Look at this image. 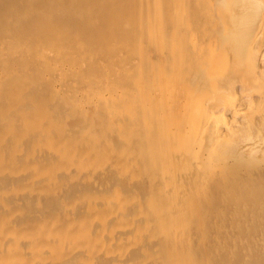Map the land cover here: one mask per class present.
I'll return each instance as SVG.
<instances>
[{
    "label": "rangeland",
    "instance_id": "1",
    "mask_svg": "<svg viewBox=\"0 0 264 264\" xmlns=\"http://www.w3.org/2000/svg\"><path fill=\"white\" fill-rule=\"evenodd\" d=\"M32 1L33 0H25V2H24V0H0V6H1L0 8L2 9V10H0V14L2 16V17H0V19H1V22L3 21V23L6 21L4 24L0 23V24H2V25H0V46L2 45L4 47L3 48L1 46L0 50L2 52H5V53L1 54V51H0V54H1L0 57H2V59H0V76L1 75L3 76V77H1L2 83L0 84V99H6V96L3 95L4 93L2 92V89L7 85V81L10 78H17V79L19 78L20 79V77L21 78L24 77V79H26V81H27L26 82L27 84H26L25 89H24L25 90L24 92H26L25 94H24V92H22L23 94L19 93V95L15 96V98L13 96V98H11V99H10V97H12V96H10V97L7 96L8 102H6L5 104H1L2 102H0V165H1L0 166V241H2V242H0V245H1L0 246V264H49V263L53 264L54 262L56 264H59L61 262H62L61 264H65V263L66 264H80V263H82V264H98V263L99 264H106L107 261H110L108 264H155V262H157V264H183V262H186L187 260L183 261V258L178 259L181 255H183V252H184V251L180 252V250H182V247H183V246L181 247L182 238L179 237L180 241H181L179 243L178 234L176 235L175 233L179 228L181 229V232L185 231L186 227H188V226H189L188 227L189 229H186V231L187 232L189 231L188 232L189 234L185 231L186 236L187 237L189 236L188 237L189 243H188L187 248L191 247L190 248L191 250L194 249V250H198V251L200 249H203V253L206 252L205 255L207 257H211L213 255L214 256L218 255L217 248L219 251L220 244L221 245L223 244V246L221 248H223L225 245V249L227 250L228 255L227 254L225 256L222 255V257L219 256V259L215 261V264H225L226 258L227 259L230 258L231 262L239 263V264H245V263L246 264H262V263L264 264V241H263V239H264V220H263V218H264L263 217L264 216V209H263L264 206H263V203L264 202H262V198L264 200V197H263L264 196V182H263V184L260 183V180L262 181L264 179V175H263L264 171L260 172V174H262V176L260 178L259 177L260 174L258 172L259 169H257L259 167H261L262 170L264 169L263 168L264 167L263 166L264 165V158H263L264 154H261V153H264V144L261 143V142H264V135H263L264 134V132H263L264 131L263 130L264 125H261V122H263V118H264V97H263L264 96L263 95L264 87L262 86V83H255V80L253 79L254 75H252L254 73L252 72V69H251V67L253 65L249 61L248 57H247V59L246 58L242 59V62H241L242 65L237 66L236 59H235L234 53H233L234 48H232V46H230V44L227 45L224 54H222V55H220V57H218L221 61H225L229 66V70H227V73L225 74L226 76L224 77L223 80L228 81V80H231V78H232V80L236 81V86L239 85V86H237V88L239 87L238 89L242 88L243 85H244L243 87H245V88H250V90L248 89L247 92L252 91L251 93L253 95L248 92L252 96H254L257 93V96L255 95L256 98L260 97V99L263 101V104L261 106H256L258 108H255V113L257 112L256 115H254L255 117L254 116L252 118L247 117V119H248L247 121H246V118L241 116V115H238L235 118V127L233 129V135H236L237 138H236V136H234V137L232 136L233 138H235V140L234 139L232 140V143L235 141H237V142L233 143V145L230 144L229 145L230 147L227 146L228 149L225 148V150L226 149L227 150L224 152L223 155L219 156V159L218 158L216 160L209 159L208 155L206 153L207 152V147H206L207 141H205L203 143L204 147L202 148V151L200 154V156H201L200 157V163L198 164V166H196L198 168V170H196L197 168H194V171H192V172H194V174L190 171V170H193V168L189 167L188 166L189 164H183L182 163L183 157L180 156V154H179V155H177L176 162H179L180 166L183 165V167H180L179 172L176 175H173L169 171V165L163 163V162H167L166 160L168 157V150L167 149L166 150H158V149L155 150L153 148L152 140L155 141L158 138V135H157L158 133L155 134V133H152L151 131L149 132L148 127H151L154 124L156 126L158 124V122L160 121V119H158V118H160V116H158V118L154 117L153 120L150 119L148 122L149 123L148 126L145 122L140 123L141 125H138L139 127L135 126V131L133 133V136H132V134L129 135V133L127 135H124V134L120 135L121 130H119V129L121 127H117L116 125L110 124V120H109L117 112L116 110L118 109V105H120V104L115 103V102L116 101L119 102L123 98L122 96H123L124 92L128 88H130L132 86V84L134 83V80L137 79L135 77H139V74L137 72L139 67L147 65V64L149 66L153 65L152 61L149 63V59L147 58L148 55L151 56L152 54H156L159 50L160 53L163 52L165 54V52H166V54H165L166 60L170 59V55L168 57H166L167 53H168L167 50H169L166 48L169 47L168 46V44H169L170 45L169 48L172 49L173 44H175V43H173L174 40L171 37V35L173 36L174 33L182 31V30H183L182 32H186V33L185 34L182 33V35H181L182 41H179V43H181L182 45H184V47H186L185 44L191 42V40H192L191 36H192L193 32L191 31L190 24L194 25V28H195V30L198 31L197 33H199V35L195 39L196 40V42L194 43L195 45L194 44L189 45V46L187 45V47H190V46L191 47L189 49L188 48L185 49L186 52L184 53V56L182 59L183 63L181 61L179 63V66H178L179 71L176 74L177 75L176 79L179 81H184V80L192 81V82H190V84L192 83V86L190 88L191 93H196L199 96L204 95L206 98L217 96V93H218L216 91L217 89L216 90H214V88L212 89V87L210 85L209 86L201 85L204 80L200 77V75H203V74H201L199 72L196 61L198 60L200 55L201 56H207V54H208V52H206L207 49L205 48L206 47L205 43L207 42V39L210 38V35L213 33V31L216 28V21L214 18L220 17V15H221V18L227 20L231 13L230 14L228 13L229 16H227V12L225 13V12L221 11V9H220L221 12L219 10H217L216 13H212V14L208 13V16H206L207 14H205V13L207 12V9L205 8L206 11H203L204 8H202V7H204L206 4L208 5L209 0H34L33 2ZM201 1H202V3H201ZM251 2L252 1H250L248 3V5ZM188 3H190L189 4L190 6L188 5ZM252 3L249 5L250 7H251ZM15 4H17V5H15ZM170 4H171V6H170ZM173 4H174V10L175 11L173 10ZM192 5H194V6H192ZM248 5H247V8H249ZM22 7H23V9H22ZM177 7L179 8L178 9L179 11L183 10L184 14H182V12L179 13L177 10ZM184 7L186 8L187 11L185 10ZM199 7H201V8H199ZM205 7H207V6H205ZM188 8H189V10L192 8V10L189 11ZM198 8H199V10H197ZM184 10L187 13H185ZM200 10L202 12H200ZM20 12L23 13V16L20 15ZM191 12H192V14L194 13L196 15H192ZM244 12L245 13L241 12L240 10H236V14H238V15H239V13L243 14L242 16H245L244 14L247 15V12L246 11H244ZM249 12H248L249 16L248 15L245 16L246 18L241 16V21L239 23L244 22V24H246V21H247V24H248V22L251 21ZM166 13H170V16H169V14L167 15ZM172 13L175 14V16L172 15ZM177 13L180 15L182 14L181 17L183 15H184L183 17H185L186 14H188L186 16L188 18V19L186 18L187 21L184 22L182 19L185 20V18H183V17L180 18L182 21L179 20L178 16H177L178 17V19H177L176 18ZM219 13H221V14H219ZM234 13H235V11H234ZM17 14H19V17H17ZM213 16H215V17H213ZM190 17L192 19L195 18L193 20V23H192V20L190 19ZM21 19H22V21H21ZM203 20H205L204 22L207 21L206 25L204 24ZM208 20H210V21L208 22ZM79 21L81 22L80 24H79ZM176 21H178L179 25L177 24ZM188 21L190 23H188ZM258 21H259V18L257 19V21L255 23H253V21H252L251 27L255 26V28H256ZM171 23H172V25H174V28H173V26L170 25ZM196 23H197V25H196ZM95 25H96V27H95ZM147 25H148V27H147ZM169 25L171 28L169 27ZM211 25H212V27H211ZM62 26H64V27H62ZM97 26H98V28H97ZM157 26H159V30L157 32H155L158 29ZM187 26L190 28H188ZM203 26L204 27L208 26V27L204 28ZM197 27H198V29H197ZM147 28L153 29L152 31L154 33L151 31L152 34H155V33L157 34L158 32L160 34L161 33L164 34V32H165L166 34H168V37L166 39L171 40V38H172L171 41L173 44L170 43L171 41L169 40L170 42L168 41V43H166L168 47L165 44L164 50L161 48L158 49L157 46H156V48L158 50L156 48H153L154 49L153 50L151 47L155 46V44H156V43L154 44V42H155L154 41L155 39H153L154 35L152 36V34H150L152 37H149L150 35L146 38L143 37V33ZM185 28L186 29L188 28V29L185 31ZM213 28H214V30H213ZM121 29H122V31H121ZM199 29L202 30V31H200L201 33L199 32ZM5 30H6V32H5ZM22 30L24 31V34H22L23 33ZM139 30H140V32H139ZM17 31H18V34H16ZM21 31H22V33H19ZM110 31L111 32L117 31V36L115 35L116 37L110 38L114 34V33L111 34ZM107 32L110 33L111 36L110 35L107 36V34H108ZM206 32H207V35H206ZM159 33H158V35H159ZM169 34H170V36H169ZM200 34H202L201 36H204V34H205L206 38L201 37ZM183 35L184 36L187 35V36L185 38H183ZM140 37H141V39H140ZM104 38L105 39L108 38V39H106L108 41H106ZM100 39H102V40L104 39V40L101 41ZM111 39H114V40H111ZM138 40L139 41L141 40V41L139 42ZM21 41L23 43H20ZM66 41L68 43V48L63 51L62 50V46H63L62 44H64V42H66ZM80 41H85V45L83 46V51H84V49L86 51L82 55L79 56L78 60L79 59L80 60L78 61L77 59L76 60L72 59L71 55H72V52L76 49V47L80 44ZM105 41H106V44H107V42L110 43V41H111V43L109 45L105 44L106 45V47H105V45H104ZM121 41H123V42H121ZM118 42H119V44L116 45L115 43H118ZM208 42L206 44H208ZM5 43H7V45ZM10 43H11V45H10ZM129 43H131V45L133 44L134 46L133 45L131 46ZM141 43L143 45H141ZM149 43H151L153 45H151ZM136 44H138V45H136ZM147 44L150 46H148ZM8 46H9V48H8ZM69 46H71V47H69ZM103 46L107 50L103 49ZM117 46L119 47V49L116 51V49L118 48ZM121 46L126 50H127V48H129V49L127 50V52L124 49L120 50ZM141 46H146V47L148 46V48H150V49H148L150 52L148 50L144 51V49H142ZM34 47H35V49H34ZM84 47H86V48H84ZM263 47L264 46H262L261 49ZM30 48L33 49L34 51L32 50L31 52H27L28 50H30ZM6 49L8 52L6 51ZM18 49H20V50H18ZM204 49H205V52H203ZM261 49H260V51H261ZM16 50H18V51L16 52ZM21 50L28 53L29 59L33 58V59H31V60H33V62L30 61L31 64L29 61H26L24 63L23 60L21 61V59L18 58V57H21L20 53H19ZM58 50H59V52H58ZM103 50L105 52L104 53L105 55L102 54ZM142 50H143L142 54L146 52L145 54H143V55H145L144 57H143V55L141 56V54H140ZM118 51H119V53H118ZM133 51H134V53H132ZM9 52H10V54H8ZM12 52L15 56L13 54H11ZM39 52H41V53H39ZM106 52H108V53H106ZM130 52L132 54H134V55L131 54V57L128 56V54L130 55ZM98 53H101V54L98 55ZM138 53H139V55H137ZM49 54H51V55H49ZM159 54L158 53L156 54V55H158L157 56L158 58L155 55V57H156L155 59L158 60L156 63H159V65L165 69L164 73H167L166 74L167 76L171 75L173 78V71L170 70L171 61L170 60L165 61V58L161 57L162 53L160 54L161 56H159ZM10 55H13L14 57H10ZM39 55H40V57H39ZM64 55L65 56L67 55V58H66L67 60L64 59ZM34 56H36V57L34 58ZM56 56H58V60H57V58H55ZM85 56H86V58H85ZM94 56H95V58H99L100 60L97 61L98 59H93ZM119 56H121V58ZM41 57H42V59H41ZM112 57H114L115 59ZM122 57L123 58L126 57V58H124L125 62H124V60H122ZM117 58L120 60L119 62H117ZM261 58H259L257 60V63H263L262 66H261V64H259V66L264 68V62H262V61H264V59H263L264 57L262 59ZM35 59H37V60H35ZM49 59H52V61ZM4 60H6V61L4 62ZM93 60L95 61V65H92L94 63ZM113 60H114V62H117V65H116L117 67H115V68L110 67L114 63V62L112 63ZM136 60H137V63L139 64L138 67H136V64H137L135 62ZM34 61H35V63H40V65L36 64L37 65V67H36ZM87 61H88V64H87ZM101 61H103V62H101ZM142 61H144V62L141 63ZM3 62L4 63L7 62L9 64V67L5 68L6 65L4 66ZM28 62H29V64H28ZM106 62L110 63V65H108V63H106ZM122 62H124V63H122ZM130 62H132V63L129 64ZM62 63H64V64H62ZM100 63L101 64L103 63L102 66L99 65ZM24 64H26V65H24ZM42 64L44 66H42ZM71 65H73V66H71ZM79 65H81L82 67L84 65V67L81 68V66H79ZM188 65L192 68L193 72H195V74L193 75L194 77L192 76V78H190L189 75H187V73L185 71L186 70L185 67ZM33 66H35L36 68ZM127 66H130L129 71L133 72V73H130V75H128L125 72V69L127 68ZM23 67H24V69H23ZM122 67H123L124 72L119 71V70L122 71V69H121ZM66 68H67V70H65ZM71 68H73L74 71H76L80 68L81 69L78 70V72L76 71L77 73L75 72V74H73L74 72H72L73 70ZM86 68H88V69H86ZM89 68H91L92 70ZM106 68H108V70H106ZM37 69H39V70L37 71ZM40 69H42V70H40ZM70 69L72 70L71 71L72 73H70ZM83 69L84 70L86 69V71L89 70L90 73L92 71H95V72H92L93 76L92 75L89 76L90 73L88 74L86 71L84 72ZM98 69H99V71H98ZM109 69H111V70L109 71ZM152 69H153L152 71L150 70L147 73L149 75H151V77H153L154 79L159 78V75L154 74V72H155L154 68H152ZM195 69H197L198 71L197 70L195 71ZM22 71H26V72L22 73ZM65 71H66V73L69 74V77H68V74H67V77L65 76L66 75ZM111 71H112V73H111ZM114 71H115V73H114ZM35 72H36V74L38 72V74H37L38 76H36V74L34 76ZM101 72H103V73H101ZM45 73H47V74H45ZM49 73H50V76H49L50 78L47 77ZM78 73H80V74H78ZM100 73H101V75H99ZM104 73H105V75H104ZM117 73H120V75ZM125 73H126V75H125ZM136 73H137V75H136ZM51 74H52V76H51ZM53 74L55 76H53ZM81 74H83V75H81ZM108 74H110V75H108ZM19 75H21V76H19ZM39 75L41 76L40 78H38ZM76 75H78L79 77H77ZM195 75H196V77H195ZM56 76H57V78H56ZM74 76H75V78H74ZM86 76H87V78H86ZM94 76L99 78V79H97L98 81H96V78H94ZM104 76L107 77L106 80H108V81H106L104 79L105 78ZM127 76H130V77H127ZM131 76L132 77L135 76L134 77L135 79L131 78ZM203 76H205V75H203ZM229 76H230V78H229ZM43 77H44V80H42ZM101 77H102V79H100ZM124 77L125 78L127 77V79L124 80ZM7 78H9V79L7 80ZM47 78H49L50 80L49 79L47 80ZM66 78H67V81L70 80L71 82L65 81ZM73 78H74V80H73ZM76 78L77 79L79 78L78 82L81 79H83L82 80L83 84L81 83L80 85H78L79 83L75 82V81H77ZM117 78H119V79H117ZM39 79H41V82ZM28 80H30V81H28ZM87 80H88V83H87ZM93 80L96 82L94 83ZM101 80H102V83L100 85L99 82ZM31 81H32V83H31ZM44 81L45 82L47 81V82L45 83ZM84 81H85V83H84ZM42 82H44L46 85L48 84L49 86H46ZM65 82H66V84H65ZM105 82L106 83L107 82L112 83V85H111L112 91L110 93H108L109 91H107V89H104V87H103V85H104L105 88H107L106 84H104ZM34 83H37V84L35 85ZM59 84H61L62 86H60ZM92 84H93V86H92ZM218 84L219 85L223 84V81L221 80V82H219ZM50 85H52L53 88H55V89H52V86H50ZM58 85L60 86V89L62 88L61 91H59ZM68 85H70V86H68ZM247 85H248V87H247ZM63 86H66L67 89L65 90L66 87H63ZM91 86L93 88H90ZM100 86H102L101 87L102 89L99 88ZM251 86H253V87H251ZM71 87H75L73 89L77 92H75ZM80 88L83 90V92H82V90H79ZM98 88H99L100 92H101V90H103V91L101 93L98 92V90H97ZM253 88H254V90H253ZM90 90L92 91V93L90 92ZM210 90H211V92H210ZM29 92H31L32 94H29ZM67 92H68V94L69 93L70 94L68 95ZM253 92H255V93H253ZM50 93H51V95H50ZM52 93L54 96L52 95ZM59 93L60 94L62 93L61 97H60ZM107 93H108V95H107ZM7 94L13 95L12 92L11 93L8 92ZM45 94L48 96V98L47 97L45 98V96H46ZM64 94H66V95H64ZM76 94H77V96H76ZM104 94H106V97L104 96ZM111 94H112V96H111ZM121 94H122V96H121ZM43 95H44V97H43ZM62 95H63V97H62ZM91 95H92V97H91ZM99 95H101V96H99ZM64 96H66L67 98H64ZM88 96L90 98H88ZM28 97H30V99ZM49 97H51L53 99H51ZM54 97H55V99H54ZM95 97H97V99ZM33 98L35 99V101ZM41 98H44V99H41ZM102 98H103V100H101ZM56 99L58 100L57 102H55ZM64 99H66L67 102ZM71 99H73V100H71ZM94 99H95V101H94ZM46 100H48V102H49V100H51V102L53 101L51 103V107L49 106L50 102L48 103ZM75 100H76V102L77 101L78 102L76 103ZM212 100L210 99L209 102L211 103ZM82 101L86 104H84ZM98 101H99V103H98ZM59 103H61L62 105ZM82 103L84 104L85 109H83L84 106ZM95 103H97L98 105L96 104V106H95ZM102 103H103V107L101 106ZM104 103H106V104L104 105ZM43 104H45L44 106H46V107H44ZM54 104L56 106H54ZM66 104H70V105H66ZM24 105H26V106H24ZM47 106L50 107V109L53 106L56 108H52L53 110L49 109L50 111H47V109H46V108H48ZM58 106H60V107H58ZM69 106L71 107V109ZM88 106H89V108H87ZM98 106H101L102 108H100ZM94 107H96V108H94ZM105 107H107V108L111 107L112 111L109 110V108L106 109ZM148 107H150V105L147 103V101H144V103H142V106H141V108H142L141 112H147L148 113ZM62 108H63V110H60ZM115 108H116V110H115ZM82 109L84 111L88 110L86 112V114L88 113L86 116H84V112ZM95 109L96 110L98 109V110H100V112L101 111L102 112L100 113V112H98V110L96 111ZM27 110H28V112H26ZM73 110H74V112L75 111L77 112V110H79V113H81V114L76 115V113L71 112ZM158 110H160V108ZM109 111H111L113 114ZM51 112H53V113H51ZM261 112L263 113V115L261 114ZM65 113H66V115H64ZM102 113L104 115H102ZM58 114H60V116H57L58 117V119H57V117H55V116ZM16 115H18V116H16ZM124 115L125 114H123L122 116L124 117ZM12 116H14V117H12ZM67 116H68V118H67ZM77 116L79 117L78 120L76 119ZM257 116L259 117V119L257 118ZM5 117L8 119L5 120ZM15 117H17V118H15ZM64 117L66 118V122H65ZM88 117H90L89 119H91V122L94 123L92 126V130L90 128L91 127L90 124L92 125V123H90V120L88 119ZM123 117L120 118V120H121L120 125L122 124V127L126 128L127 131H129L130 127L125 126V124L123 125V123H124L122 121ZM40 118L42 119L41 120L42 121L41 127H44V124L46 126V127H44L45 131L39 125L40 124L39 122H41ZM94 118H95V121H93ZM254 118H256V119L254 120ZM49 119L52 121V125H53V123H55V122H53V120L55 121L57 119L58 120V122L56 121L57 124L58 123L60 124L62 121H64L65 126L64 125L63 126H64V128L66 127L64 129V134H63V128H62L63 127L62 124H64V123L63 122L61 123V129L59 127L60 125L54 124V126H58V127L53 126V128H55V129L57 128L55 130L52 128V125H50L51 121H49ZM74 119H76V121H74ZM244 119H245V121H244ZM69 121H71V122L69 123ZM256 121H257L258 125L254 124V123H256ZM32 122H33V124H32ZM66 123L68 124V126ZM95 124H98V126H96ZM252 124H254V125H252ZM262 124H264V123H262ZM72 125H73V127H72ZM255 125H257V126L255 127ZM48 126L50 127V131L48 130L49 129ZM20 127H21V129H20ZM38 127H40V129ZM105 127H107V128H105ZM142 127H144V128L146 127V128L143 129ZM246 127H247V129H246L247 131H245ZM254 127L256 128L255 129L256 135H254V133H253V132H255ZM259 127L261 129H259ZM46 129L51 134H49V132ZM88 129L90 130L89 132L94 133L98 139L102 138V140L100 139L101 144H100L99 148H94L97 146V145H94V147H92L93 150L90 151L91 154L89 153L90 156L87 157L88 161L95 162V164H93L87 168H78L77 165H78L79 159H77L75 157H74L75 159L74 158L69 159V162L66 161L67 164H66V162H62V163H61V161L59 162V160L64 155L63 152H65L66 149H68V147H69L67 145H69L71 141L75 140L79 136L81 131H84V133H85L84 141L86 140L87 143L90 141V139H92V137H95L94 134H92V135H90V133L86 134L85 131L88 132ZM33 130H34V132H33ZM59 130H61L60 133H59ZM79 130H81L80 133L78 132ZM109 130H110V132H109ZM251 130H253V132ZM66 131L68 132V134L69 133H71V134H69L67 136ZM115 131H117V132H115ZM250 132H252L254 136H257V138H259V136H260V138L258 140L255 137V139H253L255 141H253V140L252 141L256 142V144L261 143L263 145L262 146L260 144L262 146L261 147L258 144L259 145L258 148L260 149L259 150L257 148L259 151L258 153L256 151H254L256 153L253 152V154L257 155V156L254 155L255 158L252 157L251 151L249 152L250 148H248V146H247V149H243L244 147H243V145H241V144L245 143V142H242L243 140L246 141V139H244L245 136L248 135L247 136L248 139H249V136L251 137L250 134H252V133H250ZM40 133H41V135H40ZM56 133H57V135H56ZM258 133H260L261 135L260 134L258 135ZM45 134L50 135L49 138H51L52 141L48 138V136L45 137L44 136ZM62 134L65 135V136H63L64 139L67 136L65 139L66 141L63 138L59 139L60 136L62 137ZM73 134H76V135L73 136ZM111 135H113V136H111ZM116 135H117V137H116ZM71 136L74 138H72ZM89 136H92V137H89ZM54 137L58 138L57 141H56V138H54ZM69 137H70V142H68ZM115 137L117 140L115 139ZM44 138L49 139V141L51 143L46 139L45 142L43 143V146H42L41 141L44 140ZM110 138H111V140H110ZM145 138H146V140L149 138L148 141H146ZM241 138H243V140ZM251 138H253V137H251ZM261 138H263V139H261ZM107 139H108V142L109 141H112V142H109V144H108L106 142ZM60 140H62V141L64 140L63 141L64 143ZM37 141H38V143H35ZM46 141H48L47 144L50 143V145L53 146L52 147L53 149L49 150L46 148V147H48V146H46ZM54 141H56V143H53ZM252 141L250 143H252ZM58 142L62 143L60 145L61 147L59 146ZM129 142H132L134 148L131 152H129V156H126L125 154H123V150H125L128 147ZM239 142H240V144H239ZM111 143H112V145H111ZM150 144H151V151L147 152L146 150L150 147ZM237 144H239V145H237ZM247 144H249V143L247 142ZM63 145H65L67 148L65 146H64V148H62ZM57 146H59L61 149V152L59 150L60 153L58 152L57 148H59V147H57ZM112 146H114V147H112ZM54 147L57 150H55ZM232 148L236 149V150L231 151V153H230L229 150H233ZM261 148H262V150H261ZM204 149H205V151H204ZM239 150L242 151V152H240V154L237 153V152H239ZM243 150H245V151H243ZM156 151H159L160 155L158 153H156ZM246 153H248V154H246ZM138 154H139V156H137ZM241 154H243V156H241ZM244 154H246L245 155L246 157L244 156ZM236 155H238L239 159L241 158V160H238V157ZM259 156L262 158H260ZM149 157H151V158H149ZM222 158L223 159L225 158V160H223ZM233 158L236 159V162ZM245 158H246V160H248L246 163H244V161H243ZM259 158L261 160L263 159V161H261V163H263V164L259 163L260 162ZM179 159H180V161H179ZM252 159H254V160L256 159L255 161H257V162L252 161ZM113 160H114V162H113ZM130 160H132V161H130ZM207 160H209V161H207ZM230 160L231 161L233 160V163L230 162ZM205 161H206V163H204ZM223 161L224 162L228 161V162L226 164ZM241 161H243V163ZM54 162L61 163L62 167L53 169V166L56 165V163L54 164ZM111 162H112V164H110ZM207 162H210V163L208 164ZM222 163H224V164H222ZM240 163H242L243 165ZM247 163H249V164H247ZM256 163H259L260 165L259 164L256 165ZM116 164H117V166H116L117 168L115 167ZM201 164H202V166H201ZM213 164H215L217 166L215 167V165H213ZM218 164H220V166H218ZM244 164H246V167H244L245 166ZM250 164H251V166H250ZM207 165H208V167H207ZM237 165H238V167H236ZM247 165H249L250 170L247 168L248 167ZM210 166H211V168H210ZM232 166H233V169L236 170L237 172L231 171ZM253 166H256V167H253ZM112 167L115 169V171H118V173L120 175H121L120 171L124 167H129V168L133 167V168L130 169V175H128L127 177H123V179H122V176L116 177V180L114 181L113 184L118 185V183H119V185L118 186L115 185V187H114V185L111 184L113 182L112 179H115L114 178L115 176H113L115 173L114 174L110 173V171L115 172V171H113L114 169ZM242 167L245 168L244 170H246V172L242 171V169H243ZM103 168H105V169H103ZM204 168L206 171H203ZM246 168L248 169V171ZM102 169L104 170V172H106V174H108V173L109 174L106 175ZM110 169H113V170H110ZM207 169H209L210 174L208 173ZM254 169H256L257 172ZM91 170H92V172H91ZM105 170H107V171H105ZM225 170H226V172H228L227 173L228 175L226 174ZM69 171L70 172L74 171V172L68 173ZM181 171L184 173V176H181L183 174V173H181ZM199 171H201V172H199ZM229 171L233 172V173L231 174ZM250 171H252V172H250ZM84 172H85L86 176H85ZM87 172H88V174H87ZM188 172H190V175L188 174ZM197 172H199L198 173L199 175L196 174ZM203 172H204V175L209 176V178L207 176L208 179L202 174ZM222 172H224L223 173L224 175L222 174ZM248 172H250V173L254 172L257 174L258 177H256V174H250ZM200 173L203 176H201ZM237 173L238 174L241 173L240 175H242V177L239 176V178H237V179H238V181L242 179L243 186H242L241 181L238 183V181L235 180L236 177H238ZM69 174L74 176V178L72 176H70ZM99 174H102V175L105 174V175L102 176ZM110 174H112L113 177ZM216 174L217 175L219 174V175L217 176ZM81 175H83V176L81 177ZM164 175H165V177H164ZM178 175H180V176H178ZM234 175H236V176H234ZM249 175H255V176H253V178H251L252 176H249ZM190 176H191V179H190ZM214 176H216L217 179ZM229 176H231V178ZM233 176L235 177V179L233 178ZM105 177H106V179H105ZM184 177L186 178V180L189 178V180L184 181L183 180ZM192 177H193V179H192ZM198 177L200 180L198 179ZM218 177H219V179H218ZM246 177H249V178H246ZM119 178L122 179V183H123L122 185H121V180H119ZM126 178H127V180L130 179V180H128L129 183L127 185H126V182H127ZM140 178H143V179H140ZM175 178H178V179H175ZM210 178H211V180H210ZM225 178H226V180H225ZM87 179H88V182H87ZM245 179L246 180L250 179V180L245 181ZM71 180H73V182ZM105 180L107 181V184H106ZM157 180L160 182V184H159V182H157ZM176 180H178V181H176ZM214 180H215V182L213 183L212 181H214ZM228 180H230L231 183H230V181L228 182ZM251 180L255 181L254 182L255 184L257 183L256 187H255V184H253V183H252L253 186H251V184H250ZM136 181H141L142 182L141 186H143V188L141 186H139V188H137L138 190L136 189L135 192H133L132 194H125L126 192L124 189L127 188L131 182L133 184ZM145 181H146V183H145ZM153 181H155V182H153ZM191 181L194 183L193 186L189 185V183ZM201 181L204 185L202 183H200ZM206 181H207V183H206ZM147 182H148V184H147ZM179 182H181L182 185ZM184 182H185V184H184ZM198 182H199V184H197ZM232 182H233V184H232ZM234 182H236L237 185ZM247 182H250L249 183L250 186H248ZM74 183H76V184L74 185ZM143 183L146 184V186H144ZM186 183H188V186L186 185ZM205 183L207 186H209L208 187L209 189H206L205 187H203V186H206ZM220 183H221V185H219ZM245 183H247V185ZM223 184L224 185L226 184V186H223ZM239 184L242 186L241 191L239 190L241 187V186H238ZM82 185H84V186L82 187ZM98 185H100L101 187ZM106 185L108 188L106 187ZM154 185L158 186V187H155L156 189L153 188V190L156 191V194H153L152 193L153 190L152 191L150 190V188L152 189V187ZM220 186L221 187L223 186L222 189ZM229 186L232 189H230ZM237 186L239 188H237ZM167 187L169 189H171L170 190L171 192L169 191V189ZM211 187H213V188H211ZM214 187H215V189H214ZM218 187H219V189H218ZM235 187H236V189H238L237 191H240V193L242 192V194H240L237 191L233 193V191H235V189H234ZM224 188L226 190H223ZM228 188L232 191H231V193H228V195H227L226 192H230V190ZM115 189H116V191H114ZM165 189H167V190H165ZM197 189H199L200 191ZM143 190H148V191H145V193H144ZM201 190H202V193H201ZM211 190H213L214 192H212ZM222 190H223V192H225L223 194H225L227 196H225L223 194L221 196V194H219L220 191L222 193ZM118 191L123 197L121 199V202L116 201V198H117L116 195H117ZM140 191H142L143 194H141ZM197 191H198V193H197ZM216 191L217 192L219 191V192L217 193ZM147 193H148V195H147ZM214 193L220 195V200L218 198L219 196L214 194ZM235 193L239 197L237 195H235ZM178 194H179V196H178ZM195 194L196 195L198 194V196H196ZM206 194L207 195L209 194L208 197ZM231 194H232V196H231ZM189 195L191 198L188 197ZM234 195H235V197H233ZM243 195H244V198L242 197L243 198L242 199L241 196H243ZM216 196H217L218 200L214 199V198H216ZM223 196H224V198H223ZM245 196H247L248 199H246L247 197L245 198ZM177 197H179V198H177ZM184 197L186 198L187 202L184 201V199H185ZM222 198L224 200H222ZM225 198H226V200H225ZM235 198H236V200H235ZM204 199H205V201H204ZM200 200H202V202ZM238 200H240V202L242 200V204H244V206L242 205V207H241V203H239ZM243 200H245V201L243 202ZM135 201H137V202L132 204ZM236 201H238V203ZM255 201L256 202L258 201L257 202L258 206L256 205ZM222 202H224V203H222ZM226 202L227 203L230 202V203L227 204ZM234 202H236V203H234ZM246 202H248V204H246ZM202 203H204L205 205H203ZM233 203L237 204V206L239 205L240 206V207L238 206L239 209ZM251 203H252V207L250 205ZM136 205H137V207H136ZM224 205L226 206V208H224L225 207ZM245 205H246L247 212L245 209ZM29 206H31V207H29ZM176 206L178 208H176ZM202 206H203V208H202ZM126 207H127V209H126ZM174 208H175V210H174ZM234 208L236 209L235 211L233 210ZM240 208H242V209H240ZM216 209H217V211L220 210L219 213L216 212ZM221 209H222V211H221ZM243 209H244V211H243ZM260 209H261V211H260ZM225 210L226 211L229 210V211L226 212ZM236 211L238 213H235ZM25 212H26V214H25ZM258 213H259V216H258ZM16 214H18V215H16ZM154 214L158 215V216L155 217ZM203 214H205V215H203ZM245 214H246V216H245L246 219L244 218ZM254 214H257V215H254ZM15 215H16V217H15ZM226 215H227V217H226ZM240 215H241V217H240ZM252 215L256 218V220ZM200 216H202V218ZM218 216H219V218H218ZM190 217L192 220L190 219ZM261 217H262V219H261ZM176 218H178V219L176 220ZM210 218H211V220H210ZM237 218H239L240 220L238 221ZM218 219L220 220V222L222 224L219 222ZM230 220L233 221L232 223H234V224H235V221L237 220L236 223L238 224V222H239L238 226L241 224L240 227L237 226V229L239 231L236 229V226H235L237 224L233 225V230L231 229L232 225L230 224L231 223ZM107 221H108V223H107ZM213 222H215V223H213ZM260 222H261V224H260ZM106 223H107V225H106ZM171 223H173V224L171 225ZM189 223H191V224H189ZM218 223H220V224H218ZM215 224H216V227H218L216 229H215ZM192 225H194V226H192ZM230 225H231V228H230ZM199 226H200V228H199ZM211 226H213V227H211ZM140 227L144 229V231L139 232L140 234H142V238L141 239H139V238L135 239L134 233H136L135 231ZM173 227H175V231L172 230V229H174ZM219 227H220V229H219ZM226 227H227V230H225ZM234 227H235V229H234ZM41 228H42L43 233L48 232V231L52 232V233H56V236H54L55 239L54 240H52V239L48 240L46 235L43 238L40 234ZM180 229L178 230L179 232L177 231L178 233H180ZM2 230H3V232H2ZM90 230H91V232H90ZM212 231H214V232H212ZM225 231H228L227 234ZM5 232H6V234H5ZM215 232H216V234H215ZM230 232H231V234H230ZM170 233H171V235H170ZM212 233H214L213 236H212ZM13 234H15V237L19 236L18 238H16L18 244L14 241L15 237ZM167 234H169L168 236L170 237V239L172 238L171 240L169 239ZM192 234H193V236H192ZM194 234H195V237H194ZM224 234L226 235L227 238L224 237L225 236ZM229 234H230V236L233 235L230 237L231 239L228 238ZM22 235L24 237L23 239L20 238V237H22ZM172 235L177 236L176 237L177 239L175 238V236L171 237ZM222 235H224V236H222ZM249 236H250V239H249ZM251 236L253 239L251 238ZM262 236H263V238H262ZM13 237H14V239H13ZM162 237H163V239H162ZM167 237H168V239H167ZM190 237H193V238H191L189 240ZM205 237L207 238V240L205 239ZM223 237L226 238L227 240H225ZM246 237H248V238H246ZM232 238H233L234 242H232L233 241ZM239 238L240 239L244 238L243 239L244 241L243 240L241 241ZM260 238H262V239H260ZM174 239L177 242L176 244H179V247L175 246V243H174L175 240ZM194 239H195V241H194ZM201 239H203V240H201ZM212 239L215 242L214 244H213ZM218 239L219 240L222 239L223 240L222 243L220 242L221 240L219 241ZM247 239L252 240L251 244L253 246L251 247V250H250V248L246 247V249H247V251H246L244 244H246L245 242H247ZM255 239H256V242H259L261 240L259 243L263 244L262 245L263 247L262 246H259V247L254 246L255 245V243H254ZM159 240H160V242H159ZM161 240H163V241H161ZM165 240H167V241H165ZM217 240L219 242H216ZM238 240L240 243H242L241 246H240V243H238ZM142 241L144 242L143 244H141ZM206 241H207V243L204 244ZM10 242H11V245H13V247L11 245L8 246L9 245L8 243H10ZM12 242H14L15 245ZM94 242H99L98 246L95 249L92 248L94 246L93 245ZM139 242H140V244H139ZM171 242H173V244ZM208 242H209V245H207ZM225 242H227V243H225ZM163 243H164V245H163ZM170 243H171V245H169ZM200 243H201V245H200ZM230 243H232V244H230ZM159 244L160 245L162 244V245L160 246ZM210 244L215 245V247L212 248L213 245L210 246ZM16 245L17 246L20 245V246L15 247ZM51 245H53L54 247L52 249V252H49V250L52 248ZM86 245L91 246V248H90L91 251L89 250L88 253L86 251L87 250ZM197 245H198V247H197ZM248 245L249 244L247 243V246ZM30 246L31 247L33 246L34 249H32ZM159 246H160V248H159ZM226 246H227V248H226ZM242 246H243V248H240ZM21 247L23 248V250H21L22 249ZM168 247L169 248L171 247V248L169 249ZM30 248L32 250H30ZM45 249H47V250H45ZM167 249H169V251H167ZM208 249H209V251H208ZM231 249L233 250L232 253H231ZM242 249L243 250L245 249V251H243ZM194 250H192V251H194ZM53 251L56 254H54ZM162 252H163V254H162ZM219 252L221 253V251H219ZM249 253H250L249 256L251 258L250 257L247 258V255ZM25 254H26V256H25ZM72 254L74 256H76L75 254H77L76 259H75V257L72 256ZM97 254H99L98 258H100V259L96 258V256H98ZM101 254H103V255H101ZM20 255H22L23 257ZM85 255H88V256L84 257ZM93 255H96V256H93ZM110 255H111V257H110ZM90 256H92V257L89 258ZM107 256H109V257H107ZM258 256H260V257H258ZM52 257H53V260H51ZM79 257H81V258H79ZM20 258H22V259L20 260ZM70 258H72V259H70ZM73 258L75 259V262H70V261H73ZM92 258H93V260H92ZM110 258H113V261ZM120 258L123 260L126 259L127 262L125 260H124L125 262H123V260L116 261ZM156 258H157V260H156ZM184 258L187 259L186 256H184ZM78 259H81V260L78 261ZM87 259H88V261H87ZM96 259H98V260L95 261ZM151 259H154V260H151ZM17 260H18V262H17ZM64 260H65V262H64ZM47 261H49V262L46 263ZM236 261H239V262H236ZM247 261L249 263H247Z\"/></svg>",
    "mask_w": 264,
    "mask_h": 264
},
{
    "label": "bare ground",
    "instance_id": "2",
    "mask_svg": "<svg viewBox=\"0 0 264 264\" xmlns=\"http://www.w3.org/2000/svg\"><path fill=\"white\" fill-rule=\"evenodd\" d=\"M34 1V0H33ZM32 1V2H33ZM250 1H254L253 3H252V5H251V7L248 5V3L250 2ZM24 2H25V0H24ZM188 2V1H187ZM190 2V1H189ZM206 2V1H205ZM201 3H202V1H201ZM139 4V3H138ZM190 3H188V5H189ZM192 4V3H191ZM200 4V3H199ZM15 5H17V4H15ZM61 5V4H60ZM247 5L249 6V8H247ZM5 6V5H4ZM19 6V5H18ZM168 6V5H167ZM170 6H171V4H170ZM169 6V7H170ZM190 6V5H189ZM192 6H194V5H192ZM205 6H207V7H205ZM204 7H202V8H204L203 9V11H206V9H207V12L205 13V14H207L206 16H208V13H216L217 12V10H219L220 11V9H221V11H223V12H227V16H229V14H230V16H229V18L227 19V20H225V19H223V18H221V15H220V17H215V16H213V17H215L214 19H215V21H216V28H215V30H214V28H213V33L210 35V38L209 39H207V42H208V44H206L205 43V48L207 49L206 50V52H208V54H207V56H199V58H198V60L196 61L197 62V66H198V69H199V72L201 73V74H203V75H205V76H203V75H200V77L204 80L203 82H202V84L201 85H203V86H211L212 87V89L214 88V90H216L218 93H217V96H215V97H208V98H206L204 95H197L196 93H191V86H192V83L190 84V82H192V81H188V80H184V81H179V80H177L176 79V74L178 73V71H179V63H180V61L183 63V61H182V59H183V56H184V53L186 52V50L185 49H189L190 47H187V45L189 46V45H193L195 42H196V37L199 35V33H197L198 31L197 30H195V28H194V25H191L190 24V27H191V31L193 32V34H192V40H191V42L190 43H187V44H185V46L186 47H184V45H182L181 43H179V41H182L181 40V35H182V33H186V32H182V31H179V32H176V33H174V35L172 36L171 35V37L173 38V43H175V44H173L172 43V38H171V42L168 40V39H166L167 37H168V34H166L164 31V34L163 33H159V35H158V33L156 34H152V30L153 29H151V28H147L145 31H144V33H143V37H148L150 34H152V36L154 35V38L153 39H155L154 41V44H155V46H152L151 48L153 49V48H156V46H157V48L158 49H163L164 50V45L166 44V43H168V41L170 42V43H172L173 44V46H172V49L171 48H169L170 47V45L168 44V46H167V44H166V46L168 47V48H166V49H169V50H167L168 51V53H167V56L166 57H168L169 55H170V59H167V60H170L171 61V64H170V70H172L173 71V78H172V76L170 75V76H167L166 74L167 73H164L165 72V69L164 68H162L160 65H159V63H156L158 60H156L155 58L158 56V55H156L157 53L159 54L160 52H159V50H158V52L156 53V54H152L151 56H147V58L149 59V63L152 61V66H149L148 64V66L147 65H144V66H141V67H139V69L137 70V72H138V74H139V77H135V76H131V78H137V79H133L134 80V83L132 84V86L130 87V88H128L125 92H124V94H123V96H122V94H121V96L123 97L119 102L118 101H116L115 103H118V104H120V105H118V109L116 110V108H115V110L117 111L109 120H110V124H112V125H116L117 127H121L119 130H121V132H120V135H127L128 133H129V135L130 134H132V136H133V133H134V131H135V126H138V125H141L140 123H142V122H145L146 124H147V126L149 125V120L151 119V120H153L154 119V117H156V118H158V116H160V118H158V119H160V121L158 122V124L155 126V124L153 125V126H151V127H148L147 129L149 130V132L151 131L152 133H158L157 135H158V138L155 140V141H153L152 140V146H153V148L156 150V149H158V150H168V157H167V162H163L164 164H168L169 165V171L173 174V175H176L178 172H179V168L180 167H183V165L182 166H180V164H179V162H176V159H177V155H179L180 154V156H182L183 157V161H182V163L183 164H189L188 166L189 167H192L193 168V170H190L191 172L192 171H194V168H197L196 166H198V164L200 163V154H201V151H202V148L204 147V145H203V143L205 142V141H207V145H206V147H207V155H208V158L209 159H212V160H216L217 158L219 159V156L220 155H223L224 154V152L228 149L227 148V146H229L230 144L231 145H233V143H236L237 141H235V142H233L232 143V140L234 139L235 140V138H233L234 136H236V135H233V129H234V127H235V118L238 116V115H241V116H243V117H245L246 118V121L248 120L247 119V117L248 118H252L254 115H256V113H255V108H258V107H256V106H261L262 104H263V101L260 99V97H257L256 98V96H257V93L254 95V96H252L253 94L250 92V91H248L249 93H251V94H249L248 92H247V90L249 89L250 90V88H245V87H243L242 86V88H240V89H238L237 88V86H239V85H237L236 86V81L235 80H232V78H231V80H228V81H226V80H223L224 79V77L226 76L225 74L227 73V70H229V66H228V64L225 62V61H221L218 57H220V55H222V54H224V52H225V50H226V47H227V45H229L230 44V46H232V48H234L233 50H234V57H235V59H236V64H237V66H239V65H242L241 64V62H242V59H244V58H246L247 59V57H248V59H249V61L251 62V64L253 65L252 67H251V69H252V72L254 73V74H252V75H254V77H253V79L255 80V83H262V86L264 87V68H262L261 66H262V64L263 63H257V60L259 59V58H263L264 57V47L261 49V47L262 46H264V0H209V2H208V5L206 4ZM1 7V6H0ZM197 7V6H196ZM172 8V7H171ZM185 8V7H184ZM199 8H201V7H199ZM199 8L197 9V10H199ZM206 8V9H205ZM22 9H23V7H22ZM169 9V8H168ZM179 8L177 7V10H178ZM0 10H2L1 8H0ZM170 10V9H169ZM173 10H174V4H173ZM185 10H186V8H185ZM185 10H184V12H185ZM188 10H189V8H188ZM192 10V8L189 10V11H191ZM235 11V13H234V11ZM236 10H240L241 12H243V13H245L244 11H246L247 12V15H248V12L250 13V20L251 21H249L248 22V24H247V21H246V24H244V22L242 23H239L240 21H241V16L243 15V14H240L239 13V15L238 14H236ZM165 11V10H164ZM175 11V10H174ZM173 11V12H174ZM187 11V10H186ZM218 11V12H219ZM220 11V12H221ZM177 12V11H176ZM175 12V13H176ZM178 12L180 13V12H182V14H184L183 13V10L182 11H179L178 10ZM200 12H202L201 10H200ZM185 13H187V12H185ZM189 13V12H188ZM204 13V12H203ZM229 13V14H228ZM233 13V14H232ZM8 14V13H7ZM167 15L169 14V16H170V13H166ZM178 14V13H177ZM176 14V18L178 19V17H179V20H181L180 18H182L181 17V15L180 14H178L177 15ZM191 14H192V12H191ZM219 14H221V13H219ZM20 15H22L23 16V13L22 12H20ZM172 15H174L175 16V14H173L172 13ZM180 15V16H179ZM188 14H186V16H187ZM192 15H196V14H192ZM245 16H247L246 14H244ZM162 16V15H161ZM173 16V17H174ZM178 16V17H177ZM183 17V18H185V20L184 19H182L184 22H186L187 20H186V18L187 17ZM190 16V15H189ZM198 16V15H197ZM200 16V15H199ZM211 16V15H210ZM209 16V17H210ZM245 16H242V17H245ZM249 16V15H248ZM0 17H2L1 16V14H0ZM17 17H19V14H17ZM166 17V16H165ZM164 17V18H165ZM196 17V16H195ZM163 18V19H164ZM175 18V17H174ZM246 18V17H245ZM244 18V19H245ZM259 18V21H258V24H257V26H256V28H255V26L253 27H251V22L253 21V23H255L256 21H257V19ZM168 19V18H167ZM188 19V18H187ZM190 19L192 20V23H193V20L195 19H192L191 17H190ZM201 19V18H200ZM199 19V20H200ZM204 19V18H203ZM207 19V18H206ZM213 19V20H214ZM181 20V21H182ZM198 20V19H197ZM229 20V21H228ZM246 20V19H245ZM21 21H22V19H21ZM64 21V20H63ZM205 20H203V22H204ZM210 20H208V22H209ZM6 22V21H5ZM4 22V23H5ZM37 22V21H36ZM153 22V21H152ZM177 22V24L179 25V23H178V21H176ZM195 22V21H194ZM199 22V21H198ZM197 22V23H198ZM0 23H2V24H4L3 23V21L1 22V19H0ZM81 22L79 21V24H80ZM111 23V22H110ZM188 23H190L189 21H188ZM197 23H196V25H197ZM206 23H207V21L206 22H204V24L206 25ZM2 24H0V25H2ZM28 24V23H27ZM93 24V23H92ZM145 24V23H144ZM152 24V23H151ZM162 24V23H161ZM195 24V23H194ZM94 25V24H93ZM143 25V24H142ZM171 26H173V28H174V25H172V23L170 24ZM170 25H169V27H170ZM186 25V24H185ZM195 25V26H196ZM210 25V24H209ZM92 26V25H91ZM62 27H64V26H62ZM66 27V26H65ZM93 27V26H92ZM95 27H96V25H95ZM124 27V26H123ZM122 27V28H123ZM134 27V26H133ZM147 27H148V25H147ZM188 27V26H187ZM190 27H188V28H190ZM204 27V26H203ZM206 27H208V26H206ZM206 27H204V28H206ZM211 27H212V25H211ZM94 28V27H93ZM97 28H98V26H97ZM135 28V27H134ZM157 30L155 31V32H157L158 30H159V26H157ZM167 28V27H166ZM171 28V27H170ZM187 28V29H188ZM8 29V28H7ZM26 29V28H25ZM65 29V28H64ZM138 29V28H137ZM169 29V28H168ZM186 28H185V31L187 30ZM197 29H198V27H197ZM14 30V29H13ZM94 30V29H93ZM115 30V29H114ZM132 30V29H131ZM130 30V31H131ZM136 30V29H135ZM134 30V31H135ZM166 30V29H165ZM174 30V29H173ZM19 31V30H18ZM18 31L16 32V34H18ZM23 31V30H22ZM22 31L21 32H19V33H22ZM50 31V30H49ZM65 31V30H64ZM109 31V30H108ZM121 31H122V29H121ZM152 31V32H151ZM177 31V30H176ZM200 31H202V30H200L199 29V32ZM206 31V30H205ZM5 32H6V30H5ZM11 32V31H10ZM99 32V31H98ZM111 32V31H110ZM139 32H140V30H139ZM168 32V31H167ZM175 32V31H174ZM108 33V32H107ZM114 33V34H113ZM120 33V32H119ZM138 33V32H137ZM154 33V32H153ZM201 33V32H200ZM22 34H24V31H23V33ZM63 34V33H62ZM111 34H113V36H111ZM111 34L110 33H108L107 34V36L108 35H110L111 37L110 38H114V37H116L117 36V31L115 32V31H113V32H111ZM171 34V33H170ZM170 34H169V36H170ZM173 34V33H172ZM190 34V35H191ZM98 35V34H97ZM103 35V34H102ZM116 35V36H115ZM189 35V34H188ZM202 34H200V36H201ZM206 35H207V32H206ZM9 36V35H8ZM26 36V35H25ZM95 36V35H94ZM105 36V35H104ZM123 36V35H122ZM132 36V35H131ZM140 36V35H139ZM151 35L149 36V37H152ZM187 35H183V38H185ZM23 37V36H22ZM35 37V36H34ZM130 37V36H129ZM201 37H205V34H204V36H201ZM36 38V37H35ZM132 38V37H131ZM139 38V37H138ZM170 38V37H169ZM206 38V37H205ZM105 39V38H104ZM103 39V40H104ZM106 39H108V38H106ZM105 39V40H106ZM116 39V38H115ZM122 39V38H121ZM140 39H141V37H140ZM202 39V38H201ZM200 39V40H201ZM32 40V39H31ZM62 40V39H61ZM68 40V39H67ZM101 41H103L102 39H100ZM111 40H114V39H111ZM133 40V39H132ZM184 40V39H183ZM24 41V40H23ZM65 41V40H64ZM95 41V40H94ZM106 41H108V40H106ZM106 41H105V43H104V45L106 44ZM124 41V40H123ZM123 41H121V42H123ZM139 41V40H138ZM141 41V40H140ZM139 41V42H140ZM146 41V40H145ZM144 41V42H145ZM116 42V41H115ZM150 42V41H149ZM185 42V41H184ZM20 43H23L22 41L20 42ZM91 43V42H90ZM110 43H111V41H110ZM110 43H108L107 42V44L106 45H109ZM114 43V42H113ZM152 43V42H151ZM151 43H149V44H151ZM201 43V42H200ZM6 45H7V43H5ZM116 45L117 44H119V42L118 43H115ZM130 45H131V43H129ZM202 44V43H201ZM204 44V43H203ZM10 45H11V43H10ZM21 45V44H20ZM28 45V44H27ZM26 45V46H27ZM63 46H62V50L64 51V50H66L67 48H68V43H67V41L66 42H64V44H62ZM85 45V41H80V44L76 47V49L72 52V55H71V58L72 59H77L78 60V58H79V56L80 55H82L86 50L84 49V51H83V46ZM89 45V44H88ZM96 45V44H95ZM103 45V44H102ZM106 45H105V47H106ZM133 45V44H132ZM131 45V46H132ZM136 45H138V44H136ZM141 45H143L142 43H141ZM148 45V44H147ZM151 45H153V44H151ZM195 45V44H194ZM199 45V44H198ZM2 46V45H1ZM0 46V47H1ZM97 46V45H96ZM120 46V45H119ZM134 46V45H133ZM148 46H150V45H148ZM148 46L146 47V46H141L142 47V49H144V51L146 50H148V49H150V48H148ZM165 46V47H166ZM197 46V45H196ZM200 46V45H199ZM198 46V47H199ZM204 46V45H203ZM3 47V46H2ZM33 47V46H32ZM69 47H71V46H69ZM102 47V46H101ZM118 47V46H117ZM137 47V46H136ZM197 47V48H198ZM4 48V47H3ZM8 48H9V46H8ZM50 48V47H49ZM84 48H86V47H84ZM204 48V47H203ZM22 49V48H21ZM34 49H35V47H34ZM103 49H105L104 48V46H103ZM119 49V47L116 49V51ZM121 49H124L122 46L120 47V50ZM129 48H127V50H128ZM171 49V50H170ZM260 49H261V51H260ZM18 50H20V49H18ZM18 50H16V52L18 51ZM33 49H31L30 48V50H28L27 52H31ZM105 50H107V49H105ZM115 50V49H114ZM124 50H126V49H124ZM127 50H126V52H127ZM135 50V49H134ZM154 50V49H153ZM232 50V49H231ZM232 50V51H233ZM1 51V50H0ZM6 51H7V49H6ZM34 51V50H33ZM46 51V50H45ZM83 51V52H82ZM97 51V50H96ZM149 51V50H148ZM8 52V51H7ZM27 52H25V51H23V50H21L19 53H20V56L21 57H18V58H20L21 59V61L23 60V62L25 63L26 61H31V62H33V60H31V59H33V58H31V59H29L28 58V53ZM58 52H59V50H58ZM82 52V53H81ZM111 52V51H110ZM115 52V51H114ZM125 52V53H126ZM142 52H143V50L141 51V56L143 55V54H145V53H143L142 54ZM150 52V51H149ZM148 52V53H149ZM193 52V51H192ZM191 52V53H192ZM203 52H205V49H204V51ZM2 53H5V52H2L1 51V54ZM39 53H41V52H39ZM105 52H104V50H103V53L102 54H104ZM106 53H108V52H106ZM118 53H119V51H118ZM132 53H134V51L132 52ZM131 52H130V55L128 54V56H130L131 57V54H132ZM162 53V54H161ZM160 54L162 55H160L159 54V56H161L162 58L164 57L165 58V54H166V52H165V54L163 53V52H161ZM0 54V55H1ZM8 54H10V52L8 53ZM11 54H13V52L11 53ZM38 54V53H37ZM101 53H98V55H100ZM121 54V53H120ZM123 54V53H122ZM127 54V53H126ZM136 54V53H135ZM151 54V53H150ZM14 55V54H13ZM13 55H10V57H14ZM32 55V54H31ZM35 55V54H34ZM49 55H51V54H49ZM48 55V56H49ZM97 55V56H98ZM105 55V54H104ZM109 55V54H108ZM132 55H134V54H132ZM137 55H139V53L137 54ZM155 55H156V57H155ZM164 55V56H163ZM232 55V54H231ZM5 56V55H4ZM7 56V55H6ZM18 56V55H17ZM96 56V55H95ZM95 56L93 57V59H98L97 61H99L100 59L99 58H95ZM107 56V55H106ZM127 56V57H128ZM136 56V55H135ZM145 55H143V57H144ZM233 56V55H232ZM9 57V56H8ZM36 56H34V58H35ZM39 57H40V55H39ZM44 57V56H43ZM120 58H121V56H119ZM133 57V56H132ZM191 57V56H190ZM233 57V58H234ZM7 58V57H6ZM55 58H57V60H58V56H56ZM67 58V55L65 56L64 55V59L65 60H67L66 59ZM85 58H86V56H85ZM112 58H114V57H112ZM111 58V59H112ZM124 58H126V57H124ZM124 58L122 57V60H124ZM158 58V57H157ZM261 58V59H262ZM0 59H2V57H0ZM41 59H42V57H41ZM115 59V58H114ZM264 59V58H263ZM35 60H37V59H35ZM49 60H51L52 61V59H49ZM54 60V59H53ZM56 60V59H55ZM80 60V59H79ZM78 60V61H79ZM105 60V59H104ZM109 60V59H108ZM142 60V59H141ZM162 60V59H161ZM166 60V58H165V61H167ZM2 61V60H1ZM6 60H4V62H5ZM77 61V62H78ZM90 61V60H89ZM92 61V60H91ZM94 61V60H93ZM107 61V60H106ZM120 60L117 58V62H119ZM127 61V60H126ZM164 61V60H163ZM164 61V62H165ZM248 61V60H247ZM261 61V60H260ZM3 62V65L5 66L6 65V67L5 68H7V67H9V64L6 62V63H4ZM29 62H28V64H29ZM31 62H30V64H31ZM57 62V61H56ZM101 62H103V61H101ZM114 62V60L112 61V63ZM117 62H114L113 64H112V66H110V67H117L116 65H117ZM124 62H125V60H124ZM124 62H122V63H124ZM136 63H137V60L135 61ZM144 61H142L141 63H143ZM259 62V61H258ZM262 62H264V61H262ZM2 63V62H1ZM34 63H35V61H34ZM54 63V62H53ZM52 63V64H53ZM93 63V62H92ZM106 63H108V62H106ZM132 62H130L129 64H131ZM257 63V64H256ZM40 65V63H35V65ZM62 64H64V63H62ZM76 64V63H75ZM87 64H88V61H87ZM86 64V65H87ZM103 64V63H102ZM102 64L100 63L99 65H101L102 66ZM128 64V65H129ZM185 64V63H184ZM222 64V65H221ZM233 64V63H232ZM235 64V63H234ZM259 64H261V66H259ZM24 65H26V64H24ZM37 65H36V67H37ZM66 65V64H65ZM68 65V64H67ZM92 65H95V61H94V63L92 64ZM97 65V64H96ZM108 65H110V63H108ZM42 66H44L43 64H42ZM63 66V65H62ZM71 66H73V65H71ZM79 66H81V65H79ZM126 66V65H125ZM139 66V64L137 63L136 64V67H138ZM184 66V65H183ZM33 67H35V66H33ZM32 67V68H33ZM35 67V68H36ZM78 67V66H77ZM83 67H84V65H83ZM82 66H81V68H83ZM86 67V66H85ZM92 67V66H91ZM104 67V66H103ZM108 67V66H107ZM109 67V68H110ZM133 67V66H132ZM34 68V69H35ZM42 68V67H41ZM80 68V69H81ZM97 68V67H96ZM120 68V67H119ZM126 68V67H125ZM152 68H154V70H155V72H154V74L156 75H159V78H157V79H154L153 77H151V75H149L147 72L148 71H152L153 69ZM186 68V73H187V75H189V77L190 78H192V76L195 74V72H193V70H192V68L188 65V66H186L185 67ZM23 69H24V67H23ZM69 69V68H68ZM73 71H72V70ZM70 69V73H72V72H74L73 74H75V72L77 71L78 72V70H80V69H78V70H76V71H74V69L73 68H71ZM86 69H88V68H86ZM86 69L84 70V72L86 71ZM89 69H91V68H89ZM118 69V68H117ZM122 69V71L121 70H119L120 72H124L123 71V67L121 68ZM246 69V68H245ZM249 69V68H248ZM13 70V69H12ZM11 70V71H12ZM28 70V69H27ZM39 69H37V71H38ZM40 70H42V69H40ZM65 70H67V68L65 69ZM82 70V71H83ZM92 70V69H91ZM95 70V69H94ZM106 70H108V68H106ZM111 69H109V71H110ZM115 70V69H114ZM130 70V66H127V68L125 69V72L128 74V75H130V73H133V72H130L129 71ZM197 69H195V71H196ZM243 70V69H242ZM72 71V72H71ZM98 71H99V69H98ZM101 71V70H100ZM105 71V70H104ZM134 71V70H133ZM198 71V70H197ZM234 71V70H233ZM241 71V70H240ZM24 72H26V71H22V73H24ZM41 72V71H40ZM76 72V73H77ZM88 74L90 73L89 72V70L88 71H86ZM92 72H95V71H92ZM91 72V73H92ZM136 72V71H135ZM249 72V71H248ZM43 73V72H42ZM41 73V74H42ZM56 73V72H55ZM65 73H66V71H65ZM83 73V72H82ZM90 73V75L89 76H93V73L91 74ZM99 73V72H98ZM101 73H103V72H101ZM101 73L99 74V75H101ZM111 73H112V71H111ZM114 73H115V71H114ZM126 73H125V75H126ZM169 73V72H168ZM6 74V73H5ZM4 74V75H5ZM13 74V73H12ZM19 74V73H18ZM35 74H36V72L34 73V76H35ZM37 74H38V72H37ZM36 74V76H38ZM40 74V75H41ZM45 74H47V73H45ZM67 74L68 73H66V77H67ZM78 74H80V73H78ZM117 74H119L120 75V73H117ZM146 74V75H145ZM39 75V77L38 78H40L41 76ZM81 75H83V74H81ZM80 75V76H81ZM96 75V74H95ZM104 75H105V73H104ZM108 75H110V74H108ZM136 75H137V73H136ZM154 75V76H155ZM238 75V74H237ZM19 76H21V75H19ZM45 76V75H44ZM50 76V73L48 74V76L47 77H49ZM51 76H52V74H51ZM53 76H55L54 74H53ZM71 76V75H70ZM77 77H79L78 75H76ZM85 76V75H84ZM1 77H3L2 75L0 76V84L2 83V81H1ZM6 77V76H5ZM32 77V76H31ZM64 77V76H63ZM68 77H69V74H68ZM105 77V76H104ZM112 77V76H111ZM127 77H130V76H127ZM127 77L125 78L124 77V80L125 79H127ZM194 77V76H193ZM195 77H196V75H195ZM209 77V78H208ZM214 77V78H213ZM244 77V76H243ZM246 77V76H245ZM50 78V77H49ZM49 78H47V80L49 79ZM56 78H57V76H56ZM74 78H75V76H74ZM74 78H73V80H74ZM86 78H87V76H86ZM90 78V77H89ZM94 78H96V81H98L97 79H99V78H97V77H95L94 76ZM106 78L107 77H105L104 79L106 80ZM130 78V79H131ZM229 78H230V76H229ZM240 78V77H239ZM9 78H7V80H8ZM46 79V78H45ZM79 79V78H78ZM78 79L76 78V80L77 81H75V82H78ZM100 79H102V77L100 78ZM117 79H119V78H117ZM116 79V80H117ZM129 79V80H130ZM252 79V78H251ZM4 80V79H3ZM31 80V79H30ZM30 80H28V81H30ZM40 80V82H41V79H39ZM42 80H44V77H43V79ZM50 80V79H49ZM54 80V79H53ZM59 80V79H58ZM82 80L83 79H81L78 83V85H80L81 83L83 84V82H82ZM121 80V79H120ZM132 80V79H131ZM221 80L223 81V84H221V85H219L218 83L219 82H221ZM246 80V79H245ZM52 81V80H51ZM50 81V82H51ZM65 81H67V78H66V80ZM70 80H68L67 82H69ZM86 81V80H85ZM85 81H84V83H85ZM91 81V80H90ZM94 81V80H93ZM96 81H94V83L96 82ZM106 81H108V80H106ZM118 81V80H117ZM27 81H26V79H24V77H20V79L18 78H10L8 81H7V85L2 89V92L4 93L3 95L4 96H6V99H0V102H2L1 104H5L6 102H8V97L7 96H12V97H10V99L11 98H13V96H14V98H15V96H17V95H19V93H22V92H24L25 90V86H26V83ZM36 82V81H35ZM38 82V81H37ZM45 82V81H44ZM44 82H42V83H44ZM47 82V81H46ZM45 82V83H46ZM54 82V81H53ZM52 82V83H53ZM63 82V81H62ZM71 82V81H70ZM92 82V81H91ZM111 82V81H110ZM110 82H105L104 84H106V87L107 88H105V86L103 85V87H104V89H107V91H109L108 93H110L111 91H112V83H110ZM133 82V81H132ZM218 82V83H217ZM31 83H32V81H31ZM44 83V84H45ZM51 83V84H52ZM56 83V82H55ZM64 83V82H63ZM87 83H88V80H87ZM100 83V85H101V83H102V80L99 82ZM254 83V84H255ZM35 85L37 84V83H34ZM33 84V85H34ZM40 84V83H39ZM50 84V83H49ZM65 84H66V82H65ZM64 84V85H65ZM74 84V83H73ZM77 84V83H76ZM240 84V83H239ZM253 84V83H252ZM46 85V84H45ZM60 86H62L61 84H59ZM58 85V87H59V91H61V89H60V86ZM251 85V84H250ZM256 85V84H255ZM30 86V85H29ZM46 86H49L48 84L46 85ZM50 86H52V85H50ZM55 86V85H54ZM68 86H70V85H68ZM92 86H93V84H92ZM90 87V88H93V87ZM261 86V85H260ZM261 86V87H262ZM40 87V86H39ZM57 87V88H58ZM63 87H66V86H63ZM102 86H100L99 88H101ZM247 87H248V85H247ZM251 87H253V86H251ZM259 87V86H258ZM260 87V88H261ZM56 88V89H57ZM72 89L73 88H75V87H71ZM77 88V87H76ZM99 88L97 89L98 90V92H100L99 91ZM117 88V87H116ZM257 88V87H256ZM255 88V89H256ZM52 89H55V88H53V86H52ZM67 89V87L65 88V90ZM85 89V88H84ZM88 89V88H87ZM95 89V88H94ZM93 89V90H94ZM102 89V88H101ZM115 89V88H114ZM118 89V88H117ZM123 89V88H122ZM125 89V88H124ZM50 90V89H49ZM58 90V89H57ZM64 90V89H63ZM74 90V89H73ZM79 90H82L81 88L79 89ZM119 90V89H118ZM206 90V89H205ZM213 90V91H214ZM252 90V89H251ZM253 90H254V88H253ZM258 90V89H257ZM75 91V90H74ZM87 91V90H86ZM103 90H101V92H102ZM105 91V90H104ZM8 92H12V94L13 95H9V94H7ZM32 92V91H31ZM31 92H29V94H32ZM50 92V91H49ZM66 92V91H65ZM69 92V91H68ZM68 92H67V94H68ZM75 92H77V91H75ZM82 92H83V90H82ZM90 92L92 93V91L90 90ZM100 92V93H101ZM207 92V91H206ZM210 92H211V90H210ZM258 92V91H257ZM26 92H24V94H25ZM46 93V92H45ZM73 93V92H72ZM71 93V94H72ZM80 93V92H79ZM108 93H107V95H108ZM253 93H255V92H253ZM23 94V93H22ZM55 94V93H54ZM60 94V93H59ZM62 94V93H61ZM61 94H60V97H61ZM70 94V93H69ZM68 94V95H69ZM83 94V93H82ZM81 94V95H82ZM86 94V93H85ZM99 94V93H98ZM97 94V95H98ZM213 94V93H212ZM46 95V94H45ZM50 95H51V93H50ZM52 95H53V93H52ZM64 95H66V94H64ZM80 95V94H79ZM110 95V94H109ZM119 95V94H118ZM263 95H264V91H263ZM30 96V95H29ZM54 96V95H53ZM76 96H77V94H76ZM99 96H101V95H99ZM104 96L106 97V94H104ZM111 96H112V94H111ZM213 96V95H212ZM43 97H44V95H43ZM48 98V96L46 95L45 96V98ZM52 97V96H51ZM51 97H49V98H51ZM58 97V96H57ZM56 97V98H57ZM62 97H63V95H62ZM91 97H92V95H91ZM264 97V96H263ZM29 99H30V97H28ZM64 98H67L66 96H64ZM88 98H90L89 96H88ZM96 99H97V97H95ZM262 98V97H261ZM32 99V98H31ZM34 99V98H33ZM41 99H44V98H41ZM51 99H53V98H51ZM54 99H55V97H54ZM61 99V98H60ZM69 99V98H68ZM74 99V98H73ZM73 99H71V100H73ZM120 99V98H119ZM210 99L212 100V102L210 103L209 101H210ZM263 99V98H262ZM37 100V99H36ZM64 100H66V99H64ZM86 100V99H85ZM101 100H103V98L101 99ZM34 101H35V99H34ZM33 101V102H34ZM43 101V100H42ZM41 101V102H42ZM47 102H48V100H46ZM58 100L56 99V101L55 102H57ZM63 101V100H62ZM69 101V100H68ZM88 101V100H87ZM90 101V100H89ZM94 101H95V99H94ZM93 101V102H94ZM144 101H147V103L150 105V107H148V113L147 112H141V106H142V103H144ZM30 102V101H29ZM40 102V101H39ZM46 102V103H47ZM49 102H50V107H51V103L53 102H51V100H49ZM48 102V103H49ZM60 102V101H59ZM66 102H67V100H66ZM75 102H76V100H75ZM78 102V101H77ZM76 102V103H77ZM83 102V101H82ZM97 102V101H96ZM64 103V102H63ZM84 103V102H83ZM82 103V104H83ZM98 103H99V101H98ZM26 104V103H25ZM28 104V103H27ZM56 104V103H55ZM54 104V106H56ZM59 104H61V103H59ZM84 104H86V103H84ZM84 104H83V106H84ZM96 104L97 103H95V106H96ZM106 103H104V105H105ZM45 104H43V106H44ZM47 105V104H46ZM62 105V104H61ZM66 105H70V104H66ZM98 105V104H97ZM101 105V104H100ZM5 106V105H4ZM24 106H26V105H24ZM30 106V105H29ZM28 106V107H29ZM32 106V105H31ZM52 107V108H56V107ZM102 107H103V103H102V105H101ZM101 106H98V107H100V108H102ZM7 107V106H6ZM33 107V106H32ZM44 107H46V106H44ZM48 107V106H47ZM50 107H48V108H46L47 109V111H50L51 109H50ZM58 107H60V106H58ZM70 107V106H69ZM79 107V106H78ZM92 107V106H91ZM5 108V107H4ZM82 108V107H81ZM87 108H89V106L87 107ZM94 108H96V107H94ZM106 109H108L109 108V110H111L112 111V108L111 107H105ZM111 108V109H110ZM160 108V110H158ZM50 109V110H49ZM70 109H71V107H70ZM83 109H85V106L83 107ZM82 109V110H83ZM53 110V109H52ZM55 110V109H54ZM59 110V109H58ZM60 110H63V108L62 109H60ZM59 110V111H60ZM91 110V109H90ZM96 110V109H95ZM98 110V109H97ZM96 110V111H97ZM88 110H83V112H84V116H86L87 114H86V112H87ZM111 111H109V112H111ZM26 112H28V110L26 111ZM61 112V111H60ZM71 112H74V110L73 111H71ZM81 112V111H80ZM98 112H100V110H98ZM102 112V111H101ZM100 112V113H101ZM51 113H53V112H51ZM50 113V114H51ZM74 113H76V115H78V114H81V113H79V110H77V112L75 111ZM112 113V112H111ZM29 114V113H28ZM94 114V113H93ZM92 114V115H93ZM113 114V113H112ZM123 114H125L124 115V117L122 116ZM261 114L263 115V113L261 112ZM8 115V114H7ZM11 115V114H10ZM44 115V114H43ZM49 115V114H48ZM64 115H66V113L64 114ZM91 115V116H92ZM102 115H104L103 113H102ZM109 115V114H108ZM16 116H18V115H16ZM38 116V115H37ZM45 116V115H44ZM57 116H60V114H58V115H56L55 117H57ZM89 116V115H88ZM90 116V117H91ZM7 117V116H6ZM5 117V120L6 119H8V118H6ZM10 117V116H9ZM12 117H14V116H12ZM41 117V116H40ZM46 117V116H45ZM44 117V118H45ZM48 117V116H47ZM51 117V116H50ZM78 117V116H77ZM76 117V119L78 120L79 119V117L77 118ZM90 117H88V119L90 118ZM110 117V116H109ZM123 117V125L125 124V126H127V127H130V130L129 131H127V129L126 128H123L122 127V124L120 125V123H121V120H120V118H122ZM255 117V116H254ZM15 118H17V117H15ZM14 118V119H15ZM42 118V117H41ZM40 118V121L43 119H41ZM61 118V117H60ZM65 118V117H64ZM67 118H68V116H67ZM92 118V117H91ZM257 118L259 119V117L257 116ZM10 119V118H9ZM13 119V118H12ZM51 119V118H50ZM49 119V121H51ZM57 119H58V117H57ZM53 120V122H55V123H53V125H52V121H51V123H50V125H52V128H53V126H54V124L56 125L57 124V122H58V120ZM76 119H74V121H76ZM107 119V118H106ZM256 118H254V120H255ZM261 119V118H260ZM3 120V119H2ZM17 120V119H16ZM90 120V123H92V125L90 124V128H91V130H92V126H93V122H91V119H89ZM88 120V121H89ZM253 120V119H252ZM262 120V119H261ZM18 121V120H17ZM57 121V122H56ZM60 121V120H59ZM93 121H95V118H94V120ZM244 121H245V119H244ZM260 121V120H259ZM63 123H64V121H62ZM61 122V123H62ZM65 122H66V118H65ZM71 121H69V123H70ZM79 122V121H78ZM77 122V123H78ZM152 122V121H151ZM40 124V127H41V123H42V121L41 122H39ZM61 123L59 124H57V125H60L59 127H60V129H61ZM73 123V122H72ZM76 123V122H75ZM262 123H264V118H263V122H261V125H264V124H262ZM32 124H33V122H32ZM67 124V123H66ZM254 124H257L258 125V123H257V121H256V123H254ZM254 124H252V125H254ZM260 124V123H259ZM65 126V123L64 124H62V126ZM96 126H98V124H95ZM101 125V124H100ZM243 125V124H242ZM257 125H255V127L257 126ZM64 126L62 127L63 128V134H64V129L66 128H64ZM67 126H68V124H67ZM86 126V125H85ZM246 126V125H245ZM4 127V126H3ZM40 127H38L39 129H40ZM44 127H46L45 126V124H44ZM44 127H41L43 130H44ZM54 127H58V126H54ZM72 127H73V125H72ZM71 127V128H72ZM75 127V126H74ZM89 127V126H88ZM108 127V126H107ZM107 127H105V128H107ZM139 127V126H138ZM254 127V131H255V128ZM14 128V127H13ZM23 128V127H22ZM49 128V129H48ZM48 130L50 131V127L48 126ZM77 128V127H76ZM83 128V127H82ZM89 128V129H90ZM143 129H145L144 127H142ZM141 128V129H142ZM250 128V127H249ZM248 128V129H249ZM258 128V127H257ZM20 129H21V127H20ZM46 129V130H47ZM53 129H55V128H53ZM57 129V128H56ZM55 129V130H56ZM88 129V132L87 131H85L86 132V134L87 133H90V135H92V134H94V133H91V132H89L90 130ZM140 129V130H141ZM238 129V128H237ZM240 129V128H239ZM247 129V127L245 128V131H247L246 130ZM259 129H261L260 127H259ZM47 130V131H48ZM108 130V129H107ZM139 130V131H140ZM264 130V129H263ZM42 131V130H41ZM45 131V130H44ZM43 131V132H44ZM48 131V132H49ZM60 131L61 130H59V133H60ZM80 131L81 130H79L78 132L80 133ZM244 131V132H245ZM252 132H253V130H251ZM33 132H34V130H33ZM67 132V131H66ZM109 132H110V130H109ZM115 132H117V131H115ZM252 132H250V133H252ZM262 132V131H261ZM264 132V131H263ZM160 133V134H159ZM254 133V135H256L255 133H256V131L255 132H253ZM253 133L252 134H250L251 135V137H253V138H251L250 136H249V139H248V135L247 136H243L244 137V139H246V141L245 140H243V138H241L243 141L242 142H245L244 144H241V145H243V149H247V146H248V148H250V150H249V152L251 151V153H252V157H254V155L255 156H257L256 154H253V152L254 151H256L257 153L259 152L258 151V147H259V145L262 143V144H264V142H261V143H258V144H256V142H253V141H255V140H253V139H255V137H256V139L258 140L259 138H260V136H259V138H257V136H254L253 135ZM44 134V133H43ZM47 134V133H46ZM44 135L45 137L46 136H48V138H49V136L50 135ZM49 134H51L50 132H49ZM62 134V137L60 136L59 137V139L60 138H63V136H65V135H63ZM69 134H71V133H69ZM68 134V132H67V136L69 135ZM78 134V133H77ZM115 134V133H114ZM113 134V135H114ZM117 134V133H116ZM260 133H258V135H259ZM11 135V134H10ZM30 135V134H29ZM40 135H41V133H40ZM53 135V134H52ZM56 135H57V133H56ZM74 135H76V134H73V136ZM113 135H111V136H113ZM135 135V134H134ZM139 135V134H138ZM239 135V134H238ZM261 135V134H260ZM264 135V134H263ZM262 135V136H263ZM66 136V137H67ZM94 136H95V134H94ZM233 136V137H232ZM66 137H65V139H66ZM72 137V136H71ZM89 137H92V136H89ZM116 137H117V135H116ZM116 137H115V139H116ZM144 137V136H143ZM40 138V137H39ZM38 138V139H39ZM54 138H56V137H54ZM72 138H74V137H72ZM84 138H85V133H84V131H81V133L79 134V136L75 139V140H73V141H71L70 142V137L68 138V142H70V144L69 145H67V146H69L68 147V149H66L67 147L65 146V145H63V147L62 148H64V146L66 147L65 149H66V151L65 152H63L64 153V155H63V157L59 160V162L61 161V163L62 162H69V159H73L74 157L75 158H77V159H79V161H78V165H77V167L78 168H87V167H89V166H91V165H93V164H95V162H92V161H88V159H87V157L88 156H90V154H91V150H93L92 149V147H94V145H97L96 147H94V148H99V146H100V139L102 140V138H97L96 136L95 137H92V139H90V141L87 143L86 142V140L84 141ZM236 138H237V136H236ZM47 139V138H46ZM45 138H44V140H42L41 141V144H42V146H43V143L45 142V140H46ZM50 140H51V138H49ZM49 139H47L48 141H49ZM57 139L58 138H56V141H57ZM64 139V138H63ZM64 139V140H65ZM87 139V138H86ZM113 139V138H112ZM149 139V138H148ZM148 139L146 140V138H145V140L146 141H148ZM251 139V140H250ZM261 139H263V138H261ZM34 140V139H33ZM63 140V141H64ZM88 140V139H87ZM110 140H111V138H110ZM114 140V139H113ZM117 140V139H116ZM133 140V139H132ZM249 140V141H248ZM253 140V141H252ZM256 140V141H257ZM48 141H46V146H48V147H46L45 145V147L47 148V149H53L52 147L53 146H51L50 145V143L49 144H47V142ZM52 141V140H51ZM56 141H54L53 143H56ZM60 141H62V140H60ZM62 141V142H63ZM66 141V140H65ZM252 141V143H250ZM108 144H109V142H112V141H109L108 142V139H107V141H106ZM241 142V143H242ZM247 142L249 143V144H247ZM258 142V141H257ZM35 143H38V141L37 142H35ZM59 143V142H58ZM64 143V142H63ZM66 143V142H65ZM142 143V142H141ZM34 144V143H33ZM40 144V143H39ZM62 143H59V146L61 145ZM239 144H240V142H239ZM239 144H237V145H239ZM261 144V145H262ZM36 145V144H35ZM54 145V144H53ZM57 145V144H56ZM111 145H112V143H111ZM260 145V146H261ZM59 146H57V147H59ZM103 146V145H102ZM126 146V145H125ZM263 146V145H262ZM261 146V147H262ZM51 147V148H50ZM56 147V148H57ZM61 147V146H60ZM60 147L59 148H57L58 149V152H59V150H60V152H61V149H60ZM112 147H114V146H112ZM111 147V148H112ZM205 147V148H206ZM230 147V146H229ZM236 147V146H235ZM101 148V147H100ZM120 148V147H119ZM133 144H132V142H129L128 143V147L125 149V150H123V154H125L126 156H129V152H131L132 150H133ZM225 148H227L226 150H225ZM238 148V147H237ZM258 148V149H257ZM54 149H55V147H54ZM57 149H55V150H57ZM230 149V148H229ZM233 149V148H232ZM257 149V150H256ZM42 150V149H41ZM236 149H233V150H229L230 151V153H231V151H235ZM253 150V151H252ZM260 150V149H259ZM261 150H262V148H261ZM54 151V150H53ZM52 151V152H53ZM147 152H150L151 151V144H150V147L146 150ZM204 151H205V149H204ZM228 151V152H229ZM243 151H245V150H243ZM51 152V151H50ZM59 152V153H60ZM240 152H242L241 150H239V152H237V153H239L240 154ZM256 152H254V153H256ZM90 153V154H89ZM156 153H160L159 151H156ZM205 154V153H204ZM234 154V153H233ZM246 154H248V153H246ZM246 154H244V156L246 155ZM261 154H264V153H261ZM10 155V154H9ZM28 155V154H27ZM160 155V154H159ZM260 155V154H259ZM137 156H139V154L137 155ZM141 156V155H140ZM234 156V155H233ZM237 157H238V155H236ZM240 156V155H239ZM241 156H243V154H241ZM250 156V155H249ZM60 157V156H59ZM236 157V158H237ZM246 157V156H245ZM251 157V156H250ZM251 157V158H252ZM260 157V156H259ZM74 158V159H75ZM149 158H151V157H149ZM255 158V157H254ZM258 158V157H257ZM260 158H262V157H260ZM259 158V159H260ZM264 158V157H263ZM76 159V160H77ZM116 159V158H115ZM132 159V158H131ZM223 159V158H222ZM234 159V158H233ZM223 160H225V158L223 159ZM235 160V162H236V159H234ZM238 160H241V158L239 159V157H238ZM256 160V159H255ZM254 159H252V161H255ZM116 161V160H115ZM130 161H132V160H130ZM179 161H180V159H179ZM207 161H209V160H207ZM221 161V160H220ZM219 161V162H220ZM244 161V163H246L248 160H246V158L243 160ZM243 161H241L242 163H243ZM250 161V160H249ZM261 161H263V159L261 160L260 159V162L259 163H261ZM67 162H66V164H67ZM113 162H114V160H113ZM222 162V161H221ZM220 162V163H221ZM224 162V161H223ZM228 162V161H227ZM227 162L225 161L224 163H226L227 164ZM230 162H232L233 163V160L231 161L230 160ZM238 162V161H237ZM255 162H257V161H255ZM56 163V165L55 166H53V169H55V168H60V167H62V164L61 163H58V162H54V164ZM132 163V162H131ZM204 163H206V161L204 162ZM208 164L210 163V162H207ZM224 163H222V164H224ZM242 163H240V164H242ZM259 163H256V165L257 164H259ZM52 164V163H51ZM110 164H112V162L110 163ZM109 164V165H110ZM118 164V163H117ZM117 164L115 165V167L117 166ZM203 164V163H202ZM202 164H201V166H202ZM247 164H249V163H247ZM254 164V163H253ZM261 164H263V163H261ZM108 165V166H109ZM213 165H215V164H213ZM243 165V164H242ZM245 166L244 167H246V164H244ZM260 165V164H259ZM1 166V165H0ZM52 166V165H51ZM66 166V165H65ZM111 166V165H110ZM113 166V165H112ZM212 166V165H211ZM211 166H210V168H211ZM217 165H215V167H216ZM218 166H220V164H218ZM248 167V169H249V165H247ZM250 166H251V164H250ZM264 166V165H263ZM262 166V167H263ZM207 167H208V165H207ZM206 167V168H207ZM214 167V168H215ZM236 167H238V165L236 166ZM253 167H256V166H253ZM259 167V166H258ZM51 168V167H50ZM109 168V167H108ZM111 168V167H110ZM113 168V167H112ZM117 168V167H116ZM133 168V167H132ZM132 168H129V167H124L123 169H121V175L118 173V171H115V169L113 170V169H110V170H113V171H115V172H112V171H110V173H115L113 176H115L114 178L115 179H112L113 180V182L111 183V184H113L114 183V181L116 180V177H121L122 176V179H123V177H127L128 175H130V169H132ZM148 168V167H147ZM209 168V169H210ZM213 168V169H214ZM243 168V167H242ZM246 168V169H247ZM252 168V167H251ZM264 168V167H263ZM103 169H105V168H103ZM102 169V170H103ZM107 169V168H106ZM209 169H207L208 170V173H209ZM219 169V168H218ZM236 169V168H235ZM241 169V168H240ZM245 168H243L242 169V171L244 172H246V170H244ZM248 169H247V171H248ZM257 169H259V174H260V172H262V171H264V169L262 170V168L261 167H259V168H257ZM261 169V170H260ZM67 170V169H66ZM90 170V169H89ZM94 170V169H93ZM182 170V169H181ZM186 170V169H185ZM196 170H198V168L196 169ZM212 170V169H211ZM220 170V169H219ZM227 170V169H226ZM226 170H225V172H226ZM229 170V169H228ZM238 170V169H237ZM250 170V169H249ZM252 170V169H251ZM254 170H256V169H254ZM253 170V171H254ZM68 171V170H67ZM71 171V170H70ZM68 172V173H73V172ZM85 171V170H84ZM101 171V170H100ZM105 171H107V170H105ZM188 171V170H187ZM203 171H206L205 170V168H204V170ZM213 171V170H212ZM231 171H236V170H234L233 169V166H232V170ZM90 172V171H89ZM91 172H92V170H91ZM103 172H104V170H103ZM109 172V171H108ZM185 172V171H184ZM199 172H201V171H199ZM199 172H197L196 174L197 175H199L198 173ZM211 172V171H210ZM218 172V171H217ZM230 172V171H229ZM233 172H230L231 174L233 173ZM237 172V171H236ZM250 172H252V171H250ZM250 172H248V173H250ZM255 172V171H254ZM250 173V174H256V173ZM256 172H257V170H256ZM67 173V174H68ZM105 174H106V172H104ZM148 173V172H147ZM181 173H183L182 171H181ZM187 173V172H186ZM193 174H194V172H192ZM207 173V172H206ZM205 173V174H206ZM207 173V174H208ZM224 172H222V174H223ZM228 172H226V174H227ZM229 173V174H230ZM264 173V172H263ZM66 174V175H67ZM84 174H85V172H84ZM83 174V175H84ZM87 174H88V172H87ZM105 174H99V175H102V176H104ZM109 174V173H108ZM108 174H106V175H108ZM132 174V173H131ZM188 174L190 175V172H188ZM201 174V173H200ZM203 175H204V172L202 173ZM201 174V176H203ZM210 174V173H209ZM238 174V173H237ZM241 174V173H240ZM240 174H238V177H236V179H235V177L234 176H236V175H234L233 176V178L235 179V180H237L238 181V179L237 178H239V176H241L242 177V175H240ZM70 175V174H69ZM83 175H81V177L83 176ZM98 175V176H99ZM111 176H112V174H110ZM155 175V174H154ZM153 175V176H154ZM215 175V174H214ZM217 175V174H216ZM219 175V174H218ZM217 175V176H218ZM224 175V174H223ZM222 175V176H223ZM228 175V174H227ZM264 175V174H263ZM70 176H72V175H70ZM77 176V175H76ZM85 176H86V174H85ZM84 176V177H85ZM89 176V175H88ZM91 176V175H90ZM97 176V177H98ZM110 176V177H111ZM112 176V177H113ZM178 176H180V175H178ZM181 176H184V173L181 175ZM206 178H207V176L208 175H204ZM226 176V175H225ZM245 176V175H244ZM249 176H252L251 178H253V176H255V175H249ZM261 176H262V174H260V178H261ZM69 177V176H68ZM73 178H74V176H72ZM71 177V178H72ZM107 177V176H106ZM106 177H105V179H106ZM109 177V176H108ZM164 177H165V175H164ZM168 177V176H167ZM216 179H217V177L216 176H214ZM228 177V176H227ZM230 178H231V176H229ZM256 177H258L257 176V174H256ZM67 178V177H66ZM79 178V177H78ZM104 178V177H103ZM145 178V177H144ZM180 178V177H179ZM208 178H209V176H208ZM207 178V179H208ZM245 178V177H244ZM246 178H249V177H246ZM81 179V178H80ZM83 179V178H82ZM85 179V178H84ZM122 179H120L119 178V180H121V185L123 184L122 183ZM125 179V178H124ZM140 179H143V178H140ZM158 179V178H157ZM175 179H178V178H175ZM183 179V178H182ZM190 179H191V176H190ZM192 179H193V177H192ZM198 179H199V177H198ZM203 179V178H202ZM206 179V180H207ZM218 179H219V177H218ZM222 179V178H221ZM233 179V180H234ZM263 179V178H262ZM32 180V179H31ZM43 180V179H42ZM67 180V179H66ZM79 180V179H78ZM93 180V179H92ZM98 180V179H97ZM108 180V179H107ZM111 180V179H110ZM111 180V181H112ZM118 180V181H119ZM126 180H127V178H126ZM125 180V181H126ZM128 180H130V179H128ZM128 180H127V182H126V185L129 183L128 182ZM159 180V179H158ZM157 180V182H159ZM184 181L186 180V178L184 177V179H183ZM187 180H189V178L187 179ZM186 180V181H187ZM200 180V179H199ZM205 180V179H204ZM210 180H211V178H210ZM223 180V179H222ZM221 180V181H222ZM225 180H226V178H225ZM224 180V181H225ZM232 180V179H231ZM234 180V181H235ZM248 180H250V179H245V181H248ZM255 180V179H254ZM264 180V179H263ZM261 181L260 180V183L261 184H263V182L264 181ZM69 181V180H68ZM67 181V182H68ZM72 182H73V180H71ZM75 181V180H74ZM106 181V180H105ZM124 181V182H125ZM135 181V180H134ZM156 181V180H155ZM155 181H153V182H155ZM176 181H178V180H176ZM182 181V180H181ZM203 181V180H202ZM202 181L200 182V183H202ZM223 181V182H224ZM230 180H228V182H229ZM236 181V182H237ZM242 182V179L241 180H239L238 181V183L239 182ZM34 182V181H33ZM78 182V181H77ZM81 182V181H80ZM87 182H88V179H87ZM92 182V181H91ZM94 182V181H93ZM100 182V181H99ZM102 182V181H101ZM109 182V181H108ZM120 182V181H119ZM205 182V181H204ZM213 183L215 182V180L214 181H212ZM236 182H234L235 184H236ZM251 182V183H250ZM250 182H247L248 183V186H250L249 185V183L251 184V186H253L252 185V183L253 184H255L254 182L255 181H250ZM79 183V182H78ZM82 183V182H81ZM103 183V182H102ZM145 183H146V181H145ZM179 183H181V182H179ZM178 183V184H179ZM206 183H207V181H206ZM206 183H205V185H206ZM222 183V182H221ZM221 183L219 184V185H221ZM230 183H231V181H230ZM229 183V184H230ZM247 183H245L246 185H247ZM76 183H74V185H75ZM83 184V183H82ZM101 184V183H100ZM106 184H107V181H106ZM144 184V183H143ZM147 184H148V182H147ZM159 184H160V182H159ZM184 184H185V182H184ZM197 184H199V182L197 183ZM203 184V183H202ZM212 184V183H211ZM217 184V183H216ZM228 184V185H229ZM232 184H233V182H232ZM241 184V183H240ZM238 185V186H241V185ZM257 184V183H256ZM256 184H255V187H256ZM73 185V184H72ZM81 185V184H80ZM114 185V184H113ZM116 186H118L119 185V183H118V185L117 184H115ZM115 185H114V187H115ZM125 185V186H126ZM142 185V182L141 181H136L135 183H133L132 184V182L129 184V186L127 187V188H125L124 190H125V194H132L133 192H135V190L137 189V188H139V186H141ZM180 185V184H179ZM181 185H182V183H181ZM186 185L188 186V183H186ZM189 185L190 186H193L194 185V183L191 181L190 183H189ZM204 185V184H203ZM237 185V184H236ZM69 186V185H68ZM84 185H82V187H83ZM98 186H100V185H98ZM109 186V185H108ZM144 186H146V184H144ZM149 186V185H148ZM223 186H226V184L224 185L223 184ZM222 186V187H223ZM233 186V185H232ZM231 186V187H232ZM237 186V188H239ZM242 186H243V182H242ZM242 186L240 187V191H241V188H242ZM101 187V186H100ZM106 187H107V185H106ZM113 187V188H114ZM120 187V186H119ZM142 188H143V186H141ZM155 187H158V186H153L152 187V189L150 188V190L152 191L153 190V188H155ZM180 187V186H179ZM203 187H205L206 189H209L208 187L209 186H203ZM216 187V186H215ZM215 187H214V189H215ZM221 187V186H220ZM222 187H221V189H222ZM234 187V186H233ZM108 188V187H107ZM118 188V187H117ZM168 188V187H167ZM178 188V187H177ZM182 188V187H181ZM180 188V189H181ZM211 188H213V187H211ZM226 188V187H225ZM223 189V190H226V189ZM229 188H230V186H229ZM228 188V189H229ZM244 188V187H243ZM247 188V187H246ZM252 188V187H251ZM250 188V189H251ZM67 189V188H66ZM105 189V188H104ZM122 189V188H121ZM145 189V188H144ZM156 189V188H155ZM169 189V188H168ZM179 189V188H178ZM184 189V188H183ZM218 189H219V187H218ZM230 189H232V188H230ZM229 189V190H230ZM235 189V191H233V193L234 192H236L238 189H236V187L234 188ZM110 190V189H109ZM120 190V189H119ZM138 190V189H137ZM165 190H167V189H165ZM171 189H169V191H170ZM197 190H199V189H197ZM223 190H222V193H221V191H220V193L219 194H221V196H222V194L223 193H225V192H223ZM252 190V189H251ZM114 191H116V189L114 190ZM145 191H148V190H143V192L145 193ZM155 193H154V192ZM152 191V193L153 194H156V191L155 190H153ZM185 191V190H184ZM200 191V190H199ZM212 192H214L213 190H211ZM228 191V190H227ZM231 191L232 190H230V192H226V194L228 195V193H231ZM240 191H237V192H239L240 193ZM18 192V191H17ZM139 192V191H138ZM141 192V194H143V192L142 191H140ZM171 192V191H170ZM188 192V191H187ZM195 192V191H194ZM208 192V191H207ZM217 192V191H216ZM219 192V191H218ZM217 192V193H218ZM158 193V192H157ZM197 193H198V191H197ZM201 193H202V190H201ZM204 193V192H203ZM244 193V192H243ZM18 194V193H17ZM185 194V193H184ZM214 194H216V193H214ZM219 194H216V195H218L219 197V200H220V195ZM240 194H242V192L240 193ZM257 194V193H256ZM147 195H148V193H147ZM181 195V194H180ZM183 195V194H182ZM188 195V194H187ZM196 195V194H195ZM207 195V194H206ZM209 195V194H208ZM208 195H207V197H208ZM223 195H225V194H223ZM227 195H225V196H227ZM235 195H237L236 193H235ZM235 195L233 196V197H235ZM252 195V194H251ZM115 196V195H114ZM117 198H116V201L117 202H121V199L123 198L122 197V195L119 193V191L117 192ZM178 196H179V194H178ZM196 196H198V194L196 195ZM200 196V195H199ZM215 196V195H214ZM213 196V197H214ZM230 196V195H229ZM231 196H232V194H231ZM230 196V197H231ZM238 196V195H237ZM8 197V196H7ZM19 197V196H18ZM188 197H190V195L188 196ZM195 197V196H194ZM206 197V196H205ZM239 197V196H238ZM244 198V195L243 196H241V198ZM247 196H245V198H246ZM253 197V196H252ZM264 197V196H263ZM120 198V199H119ZM177 198H179V197H177ZM183 198V197H182ZM181 198V199H182ZM185 198V197H184ZM191 198V197H190ZM210 198V197H209ZM212 198V197H211ZM218 198H217V196H216V198H214V199H217L218 200ZM223 198H224V196H223ZM222 198V200H224ZM232 198V197H231ZM242 198V199H243ZM31 199V198H30ZM200 199V198H199ZM208 199V198H207ZM233 199V198H232ZM238 199V198H237ZM246 199H248V197L246 198ZM190 200V199H189ZM209 200V199H208ZM225 200H226V198H225ZM234 200V199H233ZM235 200H236V198H235ZM256 200V199H255ZM28 201V200H27ZM26 201V202H27ZM178 201V200H177ZM184 201H186V198L184 199ZM192 201V200H191ZM199 201V200H198ZM201 202H202V200H200ZM204 201H205V199H204ZM239 201V203H241V207H242V205L244 206V204H242V200H241V202H240V200H238ZM238 201H236L237 203H238ZM245 200H243V202H244ZM252 201V200H251ZM29 202V201H28ZM47 202V201H46ZM137 201H135V202H133L132 204H134V203H136ZM187 202V201H186ZM193 202V201H192ZM207 202V201H206ZM236 202H234V203H236ZM258 202V201H257ZM256 201H255V203H256V205L258 204ZM262 202H264V200H263V198H262ZM177 203V202H176ZM184 203V202H183ZM182 203V204H183ZM194 203V202H193ZM205 203V202H204ZM204 203H202L203 205H205ZM222 203H224V202H222ZM227 203V202H226ZM225 203V204H226ZM230 203V202H229ZM229 203H227V204H229ZM233 203V204H234ZM250 203V202H249ZM253 203V202H252ZM252 203L250 204L251 205V207H252ZM190 204V203H189ZM246 204H248V202H246ZM106 205V204H105ZM170 205V204H169ZM191 205V204H190ZM194 205V204H193ZM192 205V206H193ZM235 206H237V204H234ZM255 205V206H256ZM261 205V204H260ZM259 205V206H260ZM3 206V205H2ZM1 206V207H2ZM134 206V205H133ZM175 206V205H174ZM180 206V205H179ZM184 206V205H183ZM196 206V205H195ZM225 206V205H224ZM239 206V205H238ZM238 206H237V208H238ZM258 206V205H257ZM263 206H264V203H263ZM29 207H31V206H29ZM136 207H137V205H136ZM173 207V206H172ZM198 207V206H197ZM240 207V206H239ZM261 207V206H260ZM28 208V207H27ZM37 208V207H36ZM45 208V207H44ZM176 208H178L177 206H176ZM202 208H203V206H202ZM201 208V209H202ZM210 208V207H209ZM224 208H226V206L224 207ZM263 208V207H262ZM31 209V208H30ZM126 209H127V207H126ZM239 209V208H238ZM240 209H242V208H240ZM245 209H246V205H245ZM264 209V208H263ZM19 210V209H18ZM174 210H175V208H174ZM234 211L236 210L235 208L233 209ZM70 211V210H69ZM186 211V210H185ZM197 211V210H196ZM207 211V210H206ZM220 211V210H219ZM219 211H217V209H216V212H218L219 213ZM221 211H222V209H221ZM224 211V210H223ZM226 211V210H225ZM227 211H229V210H227ZM226 211V212H227ZM239 211V210H238ZM243 211H244V209H243ZM260 211H261V209H260ZM263 211V210H262ZM71 212V211H70ZM173 212V211H172ZM246 212H247V209H246ZM121 213V212H120ZM141 213V212H140ZM193 213V212H192ZM215 213V212H214ZM222 213V212H221ZM224 213V212H223ZM235 213H238L237 211L235 212ZM25 214H26V212H25ZM163 214V213H162ZM196 214V213H195ZM226 214V213H225ZM16 215H18V214H16ZM16 215H15V217H16ZM155 215V214H154ZM161 215V214H160ZM203 215H205V214H203ZM242 215V214H241ZM241 215H240V217H241ZM254 215H257V214H254ZM156 216H158V215H155V217ZM176 216V215H175ZM190 216V215H189ZM243 216V215H242ZM245 216H246V214L244 215V218H245ZM250 216V215H249ZM253 216V215H252ZM258 216H259V213H258ZM151 217V216H150ZM149 217V218H150ZM154 217V218H155ZM182 217V216H181ZM201 218H202V216H200ZM210 217V216H209ZM226 217H227V215H226ZM225 217V218H226ZM251 217V216H250ZM254 217V216H253ZM264 217V216H263ZM135 218V217H134ZM133 218V219H134ZM153 218V219H154ZM160 218V217H159ZM200 218V219H201ZM218 218H219V216H218ZM255 218V217H254ZM178 218H176V220H177ZM190 219H191V217H190ZM230 219V218H229ZM234 219V218H233ZM232 219V220H233ZM238 219V221L240 220L239 218H237ZM246 219V218H245ZM261 219H262V217H261ZM137 220V219H136ZM141 220V219H140ZM173 220V219H172ZM189 220V219H188ZM192 220V219H191ZM210 220H211V218H210ZM219 220V219H218ZM255 220H256V218H255ZM263 220H264V218H263ZM262 220V221H263ZM120 221V220H119ZM208 221V220H207ZM214 221V220H213ZM222 221V220H221ZM234 221V220H233ZM233 221H231L230 220V224L232 225V228H231V225H230V228L233 230V225H235V224H237L236 223V221H235V224L234 223H232ZM121 222V221H120ZM177 222V221H176ZM189 222V221H188ZM201 222V221H200ZM219 222H220V220H219ZM225 222V221H224ZM250 222V221H249ZM14 223V222H13ZM107 223H108V221H107ZM107 223H106V225H107ZM213 223H215V222H213ZM221 223V222H220ZM220 223H218V224H220ZM173 223H171V225H172ZM189 224H191V223H189ZM200 224V223H199ZM222 224V223H221ZM227 224V223H226ZM238 224H239V222H238ZM238 224L237 225H235L236 226V229H237V226H238ZM256 224V223H255ZM260 224H261V222H260ZM259 224V225H260ZM170 225V226H171ZM181 225V224H180ZM195 225V224H194ZM194 225H192V226H194ZM241 225V224H240ZM240 225L238 226V227H240ZM25 226V225H24ZM188 226V225H187ZM219 226V225H218ZM180 227V226H179ZM189 227V226H188ZM188 227H186V229H189ZM211 227H213V226H211ZM174 229H172L173 231H175V227H173ZM183 228V227H182ZM194 228V227H193ZM199 228H200V226H199ZM210 228V227H209ZM216 228H218V227H216V224H215V229ZM135 229V228H134ZM180 229V228H179ZM178 229V230H179ZM185 229V228H184ZM183 229V230H184ZM186 229H185V231H186ZM219 229H220V227H219ZM234 229H235V227H234ZM31 230V229H30ZM104 230V229H103ZM177 230V231H178ZM192 230V229H191ZM197 230V229H196ZM208 230V229H207ZM225 230H227V227H226V229ZM238 230V229H237ZM247 230V229H246ZM8 231V230H7ZM140 231H144V229L143 228H138L135 232L136 233H134L135 235H134V237H135V239H141L142 238V234H140L139 232ZM170 231V230H169ZM176 231V235L178 234V241H179V243L181 242L180 241V238L179 237H181L182 238V245H181V247H182V250H180V252L182 251H184L183 252V255H181L178 259H181V258H183V261L184 260H187L186 262H183V264H215V261L216 260H218L219 259V256H221L222 257V255H226L227 254V250L225 249V245H224V247L223 248H221L222 246H223V244L221 245L220 244V249H219V251H221V253L218 251V248H217V252H218V255H213V256H211V257H207L206 255H205V253L206 252H204L203 253V249H200L199 251L198 250H194V249H192V250H194V251H192L189 247V249L187 248V246H188V237L186 236V232L185 231H183V232H181V229H180V233H178ZM230 231V230H229ZM239 231V230H238ZM2 232H3V230H2ZM22 232V231H21ZM90 232H91V230H90ZM172 232V231H171ZM189 232V231H188ZM187 232V233H188ZM193 232V231H192ZM210 232V231H209ZM212 232H214V231H212ZM217 232V231H216ZM216 232H215V234H216ZM226 232V234H227V232L228 231H225ZM233 232V231H232ZM85 233V232H84ZM95 233V232H94ZM169 233V232H168ZM185 233V234H184ZM5 234H6V232H5ZM21 234V233H20ZM40 234H41V236L44 238L45 237V235H46V237H47V239L48 240H50V239H52V240H54L55 239V237L54 236H56V233H52V232H44L43 233V231H42V228L40 229ZM189 234V233H188ZM208 234V233H207ZM211 234V233H210ZM213 234L214 233H212V236H213ZM230 234H231V232H230ZM230 234L228 235V238H230L231 236H233V235H231L230 236ZM14 235V237H15V234H13ZM169 234H167V236H168ZM170 235H171V233H170ZM225 235V234H224ZM224 235H222V236H224ZM6 236V235H5ZM30 236V235H29ZM34 236V235H33ZM82 236V235H81ZM131 236V235H130ZM173 236H175V235H172L171 237H173ZM192 236H193V234H192ZM197 236V235H196ZM216 236V235H215ZM221 236V237H222ZM253 236V235H252ZM252 236H251V238H252ZM14 237H13V239H14ZM19 236H17V237H15V242L18 244V242H17V240H16V238H18ZM37 237V236H36ZM169 237V236H168ZM168 237H167V239H168ZM177 236H175V238H176ZM194 237H195V234H194ZM224 237H226V235L224 236ZM223 237V238H224ZM239 237V236H238ZM237 237V238H238ZM255 237V236H254ZM261 237V236H260ZM20 238H24L23 237V235H22V237H20ZM115 238V237H114ZM118 238V237H117ZM184 238V239H183ZM191 238H193V237H190L189 238V240L191 239ZM218 238V237H217ZM227 238V237H226ZM226 238H224L225 240H227ZM235 238V237H234ZM236 238V239H237ZM246 238H248V237H246ZM245 238V239H246ZM262 238H263V236H262ZM262 238H260V239H262ZM103 239V238H102ZM109 239V238H108ZM113 239V238H112ZM133 239V238H132ZM162 239H163V237H162ZM165 239V238H164ZM169 239H170V237H169ZM172 239V238H171ZM170 239V240H171ZM177 239V238H176ZM204 239V238H203ZM203 239H201V240H203ZM205 239L207 240V238L205 237ZM204 239V240H205ZM215 239V238H214ZM231 239V238H230ZM240 239V238H239ZM244 239V238H243ZM243 239H240L241 241L243 240ZM249 239H250V236H249ZM249 239H247V242H245L246 244H244V247H245V249H246V247H248V248H250V250H251V247L253 246L251 243H252V240H249ZM253 239V238H252ZM257 239V238H256ZM256 239H255V245L254 246H256V247H259V246H262L263 244H261V243H259V242H256ZM259 239V238H258ZM4 240V239H3ZM71 240V239H70ZM175 240V239H174ZM193 240V239H192ZM191 240V241H192ZM219 240V239H218ZM216 241V242H219L220 240V242L222 243V239H220L219 241ZM232 240H233V238H232ZM249 240V241H248ZM144 241V240H143ZM141 242V244H143L144 242ZM151 241V240H150ZM161 241H163V240H161ZM165 241H167V240H165ZM164 241V242H165ZM194 241H195V239H194ZM212 241H213V244L215 243L214 242V240L212 239ZM244 241V240H243ZM263 241H264V239H263ZM0 242H2V241H0ZM149 242V241H148ZM159 242H160V240H159ZM170 242V241H169ZM174 242V241H173ZM173 242H171L172 244H173ZM210 242V241H209ZM209 242H208V244L207 245H209ZM232 242H234V240L232 241ZM236 242V241H235ZM12 243H14V242H12ZM98 243L99 242H94V246L92 247L93 249H95L97 246H98ZM151 243V242H150ZM162 243V242H161ZM167 243V242H166ZM171 243L169 244V245H171ZM175 246H177V247H179V244H176L177 242H176V240H175ZM191 243V242H190ZM207 243V241L204 243V244H206ZM225 243H227V242H225ZM237 243V242H236ZM238 243H240L239 242V240H238ZM247 243L249 244L248 246H247ZM253 243V244H254ZM263 243V242H262ZM9 244V245H8ZM7 245L8 246H10L11 245V242L10 243H8ZM139 244H140V242H139ZM148 244V243H147ZM193 244V243H192ZM203 244V245H204ZM212 244V245H213ZM230 244H232V243H230ZM6 245V246H7ZM14 245H15V243H14ZM30 245V244H29ZM36 245V244H35ZM146 245V244H145ZM160 245V244H159ZM162 245V244H161ZM160 245V246H161ZM163 245H164V243H163ZM167 245V244H166ZM165 245V246H166ZM200 245H201V243H200ZM202 245V246H203ZM211 244H210V246H212ZM229 245V244H228ZM227 245V246H228ZM237 245V244H236ZM242 245V243H240V246ZM1 246V245H0ZM12 247H13V245H11ZM20 246V245H19ZM19 246H15V247H19ZM160 246H159V248H160ZM201 246V247H202ZM209 246V247H210ZM227 246H226V248H227ZM231 246V245H230ZM5 247V246H4ZM31 247V246H30ZM51 249L49 250V252H52V249H53V245H51ZM86 247H87V253H88V251L90 250V248H91V246L90 245H86ZM141 247V246H140ZM164 247V246H163ZM197 247H198V245H197ZM196 247V248H197ZM200 247V246H199ZM204 247V246H203ZM213 247H215V245H213L212 246V248ZM218 247V246H217ZM237 247V246H236ZM263 247V246H262ZM22 248V247H21ZM28 248V247H27ZM32 249H34L33 248V246L31 247ZM30 248V250H32ZM40 248V247H39ZM162 248V247H161ZM169 248V247H168ZM171 248V247H170ZM169 248V249H170ZM205 248V247H204ZM232 248V247H231ZM240 248H243V246L242 247H240ZM26 249V248H25ZM55 249V248H54ZM142 249V248H141ZM169 249H167V251H169ZM233 249V248H232ZM231 249V253H232V250ZM245 249L243 250V251H245ZM255 249V248H254ZM21 250H23V248L21 249ZM29 250V251H30ZM45 250H47V249H45ZM162 250V249H161ZM205 250V249H204ZM38 251V250H37ZM91 251V250H90ZM208 251H209V249H208ZM211 251V250H210ZM246 251H247V249H246ZM262 251V250H261ZM11 252V251H10ZM32 252V251H31ZM56 252V251H55ZM69 252V251H68ZM215 252V251H214ZM213 252V253H214ZM250 252V251H249ZM53 253H54V251H53ZM177 253V252H176ZM229 253V252H228ZM230 253V254H231ZM246 253V252H245ZM244 253V254H245ZM52 254V253H51ZM54 254H56V253H54ZM160 254V253H159ZM162 254H163V252H162ZM161 254V255H162ZM210 254V253H209ZM212 254V253H211ZM247 254V253H246ZM245 254V255H246ZM263 254V253H262ZM76 256H77V254H75ZM98 256H96V255H93V256H96V258H98L99 257V254H97ZM101 255H103V254H101ZM160 255V256H161ZM228 255V254H227ZM250 255V253L247 255V258L248 257H250L249 256ZM20 256H22V255H20ZM25 256H26V254H25ZM71 256V255H70ZM69 256V257H70ZM72 256L73 257H75V259H76V256H74L73 254H72ZM88 255H85L84 257H87ZM178 256V255H177ZM184 256H186L187 257V259H185L184 258ZM23 257V256H22ZM83 257V256H82ZM92 256H90L89 258H91ZM104 257V256H103ZM107 257H109V256H107ZM110 257H111V255H110ZM154 257V256H153ZM159 257V256H158ZM157 257V258H158ZM174 257V256H173ZM176 257V256H175ZM229 257V256H228ZM258 257H260V256H258ZM78 258V257H77ZM79 258H81V257H79ZM94 258V257H93ZM93 258H92V260H93ZM102 258V257H101ZM157 258H156V260H157ZM251 258V257H250ZM22 258H20V260H21ZM63 259V258H62ZM65 259V258H64ZM70 259H72V258H70ZM75 259L73 258V261H70V262H75ZM98 259H100V258H98ZM98 259H96L95 261H97ZM107 259V258H106ZM112 261H113V258H110ZM109 259V260H110ZM230 259V258H229ZM229 259H227L226 258V260H225V264H239V263H234V262H231V259L229 260ZM51 260H53V257L51 258ZM67 260V259H66ZM69 260V259H68ZM79 260H81V259H78V261ZM85 260V259H84ZM91 260V259H90ZM115 260V259H114ZM119 260H123V259H118V260H116V261H119ZM126 262H127V260L126 259H124ZM123 260V262H125ZM151 260H154V259H151ZM77 261V262H78ZM87 261H88V259H87ZM101 261V260H100ZM111 261V262H112ZM165 261V260H164ZM17 262H18V260H17ZM20 262V261H19ZM49 261H47L46 263H48ZM64 262H65V260H64ZM99 262V261H98ZM97 262V263H98ZM110 261H107V263L106 264H108ZM152 262V261H151ZM236 262H239V261H236ZM260 262V261H259ZM62 263V262H61ZM61 263H59V264H61ZM159 263V262H158ZM181 263V262H180ZM220 263V262H219ZM223 263V262H222ZM247 263H249L248 261H247ZM262 263V262H261ZM50 264V263H49ZM53 264H56L55 262L53 263ZM66 264V263H65ZM80 264H82V263H80ZM99 264V263H98ZM155 264H157V262H155ZM246 264V263H245ZM263 264V263H262Z\"/></svg>",
    "mask_w": 264,
    "mask_h": 264
}]
</instances>
